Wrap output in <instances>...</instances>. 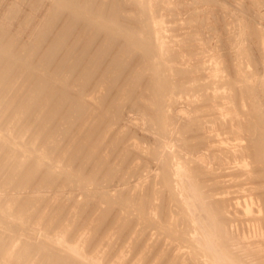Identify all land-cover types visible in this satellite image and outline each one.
I'll use <instances>...</instances> for the list:
<instances>
[{"label":"bare ground","instance_id":"1","mask_svg":"<svg viewBox=\"0 0 264 264\" xmlns=\"http://www.w3.org/2000/svg\"><path fill=\"white\" fill-rule=\"evenodd\" d=\"M1 1V0H0ZM39 1V0H37ZM43 1V0H42ZM40 1L41 3H45V0L42 2ZM48 1V0H46ZM58 1V0H56ZM55 1V2H56ZM72 1V0H71ZM74 1V0H73ZM82 1V0H81ZM79 0L77 1H74V3H78V2H81ZM97 2V0H92V2ZM109 1V0H108ZM112 1V0H110ZM115 2L113 3H116L117 1L119 0H114ZM123 0H120V2H122ZM157 1L159 0H134V6L135 8L137 9L136 12H134L135 10L131 11V10H126V12L128 13H124L122 12L125 11L124 9L121 10L118 9V5L116 4H111L110 6V9L108 8V3L105 2L103 3V0H98V3L100 6H102L101 4H106L105 7H107L109 9V12L111 10V14L109 13V16L108 18H110L111 20H106L107 18L106 15L104 17V10H107L105 8H103V12H102V9H101V12L99 11L100 8L98 9V7L100 6H97L96 8V3L93 4L91 3V1L89 0V2L91 3L89 6H91L92 4L95 6V10L96 12H100V16L103 17L102 19L99 18L100 16H98V19L97 16L95 14H97L95 12L92 13V16L91 15V12H88L87 9H85V7L87 8V3L86 5L84 4L85 7L82 8L83 6V2H82V6H77V7H72L71 10H74L73 14L71 13L70 14V8L71 6H74L72 4H74L73 2H68V0L66 1H62V0H59L58 2H55L53 1L52 3L54 4L53 6L51 5V1L49 2L51 5V11L49 10L48 12V15L50 16V18L48 19V16H47V19L45 18L44 21L42 20V23L41 25H39V30H37L38 32L37 33V36L39 37V40L38 41H35L34 43L33 42H30V41H24L22 42V39L20 41V39H18L17 41V38H14L12 36H14V34H12V36L9 38L8 36H4L6 33H4L3 27L0 26V28L2 29V34L3 37L0 39V72H2L4 74V77H3V80L1 81V84L4 85V84H7V83H16L17 84V89H16V92L15 94L11 97L10 101L7 102V103H4L2 104V100H3V97L1 96L0 94V193L3 194V191L5 193H7L6 191L10 188H12V185L15 188V195H17V190H18V193H20L21 191L19 190H22L21 188H23L24 186H28V187H25L26 189L27 188H30V186L32 184H35V182L38 181V183L40 182V185L41 183H44V185L48 184L47 186L49 187V184H55L56 182H61V175H65V179L64 181H69L71 180L73 183L76 182L80 185H85L86 184V187H84L85 189L87 188V186H91V185H87V182L89 180H91L94 184V180L96 181L97 179V176H96V179L93 178L92 176V179L89 178V175H86L84 173V169H86L84 167V165L88 162H92L93 160H98L97 162H101L100 165H103V158H101V151H102V154H103V150L104 148L102 149L103 146H105V139L107 137V134L108 132L111 130L110 128L113 126V125H116V123L118 122V127H119V122H120V112H121V100L123 99L124 96H128V97H125L128 98V99H131L133 98L132 96H134V93L136 94V91H138V87H141V85L144 83H142L141 81L144 79V78H147L146 82L147 84L145 83L146 85V88H144L140 93L137 92L138 94V97H137V100H135L136 102L139 103V108L140 106H145L146 108H148L147 110L149 111V117L150 119L148 120H151L150 122L152 123L151 125H156L155 127H160V132H162L161 130H163L162 133L164 134H169V132H171V126L175 125L174 123L171 125L172 121H171V117L172 115L170 116L171 113H173V111L171 113H169L167 110L171 107H169L167 110H166V105H168L174 101L176 104L178 101V97H179V94L181 95L182 93L184 94L186 92V94H189V91L191 90V87H190V90H189V87H188V84L190 83L189 78H191V81L193 80L195 82V79L193 77L190 76V77H184L186 75L189 76L190 73H192L191 70L189 69H183L182 65L177 68V67H174L173 65H171L169 62H168V59L169 57H171L172 55L175 56L176 58H178V55H180L181 52H176V53H171L172 52V45L170 46V41L167 39V37L164 35V28L163 27V23H164V14L166 15L167 12H165L166 10L160 8V5H159V2L157 3ZM161 1V0H160ZM164 3H167L165 2L164 0H162ZM168 1V0H167ZM173 1V0H172ZM193 1V0H191ZM202 1V0H201ZM204 1V0H203ZM250 1V0H248ZM252 1V0H251ZM256 1V0H255ZM255 1H252V2H255ZM261 1V0H260ZM36 2V1H35ZM84 2H87V0ZM100 2H102L100 4ZM119 2V3H120ZM124 2V1H123ZM127 2V0H126ZM125 2V3H126ZM132 2V1H131ZM131 2L130 3V6H131ZM178 2V0H177ZM196 2V1H194ZM39 3V2H38ZM40 3V4H41ZM118 3V2H117ZM172 3V2H170ZM204 3V2H203ZM251 4V2H249ZM258 3V2H257ZM256 3V4H257ZM263 3V2H262ZM16 4V3H15ZM37 4V3H36ZM39 4V5H40ZM48 4V3H47ZM79 4V3H78ZM76 4V5H78ZM109 4V5H110ZM169 4V2L167 3V5ZM176 4V3H175ZM178 4V3H177ZM194 4V3H193ZM198 4V3H197ZM197 4L195 3V5L197 6ZM6 5V4H5ZM75 5V6H76ZM125 5V4H124ZM166 5V4H165ZM165 5H162L161 7L165 6ZM171 5V4H170ZM169 5V6H170ZM209 5V4H208ZM207 5V6H208ZM211 5V4H210ZM42 6V5H40ZM39 6V7H40ZM70 6V7H69ZM92 6V7H94ZM126 6V5H125ZM133 6V5H132ZM133 6V7H134ZM172 6V5H171ZM214 6V5H212ZM260 6H263L260 4ZM17 7V6H16ZM104 7V6H103ZM123 7V6H122ZM129 7V6H128ZM133 7H131V9H133ZM167 7V6H166ZM165 7V8H166ZM180 7V6H179ZM194 7V6H193ZM217 7V6H216ZM219 7V6H218ZM217 7V9H218ZM249 7V6H248ZM258 7V6H257ZM10 8V7H9ZM15 8V7H14ZM53 8V9H52ZM77 8V9H76ZM125 8V7H124ZM164 8V7H163ZM169 8V7H168ZM196 8V7H195ZM17 9V8H16ZM32 9V8H31ZM37 9H38V6H37ZM67 12H66V10ZM94 9V8H93ZM130 9V7H129ZM167 9V8H166ZM172 9V8H171ZM174 9V8H173ZM172 9V10H173ZM176 9V8H175ZM174 9V10H175ZM203 9V8H201ZM208 9V8H206ZM242 9V8H241ZM249 9H252V7H250ZM6 10V9H5ZM14 11V9H12ZM19 10V9H18ZM17 10V12H18ZM65 10V11H64ZM94 10V11H95ZM121 12H120V11ZM4 11V10H3ZM10 11V10H8ZM168 11V10H167ZM171 11V10H169ZM168 11V12H169ZM182 11V10H181ZM202 11V10H200ZM199 11V12H200ZM211 11V10H210ZM209 11V12H210ZM217 11V10H216ZM219 11V10H218ZM7 12V11H6ZM16 12V14H17ZM69 12V15L71 18L70 20L72 21L71 23L72 24H69L68 27H66L68 24L67 22L65 21L66 23V26L61 30L59 28L58 32L60 34V36L58 35V37H56L55 39H52L53 41L51 42V40H48V37L49 35H51L50 31L52 30L51 28H54L56 26L57 23H59L60 19H63L62 16H66V13ZM98 12V14H99ZM129 12H132V13H129ZM198 12V11H197ZM204 12V11H203ZM15 13V11H14ZM14 13H11V15ZM26 13V12H25ZM121 13H124L126 16L128 17H125V18H128L131 19V23L133 22H136L135 24H137L138 22V25L136 26H133L132 24L131 25H127L126 24V21L123 22V24H121L119 21H121V17H122V20L125 19L122 15H120ZM174 13V12H173ZM206 13V12H205ZM222 13V12H221ZM254 13V12H253ZM15 14V15H16ZM29 14V13H28ZM37 14V13H36ZM107 14V13H106ZM184 14V13H183ZM198 14V13H197ZM204 14V13H203ZM247 14V13H246ZM257 14V13H256ZM12 15V16H13ZM26 15V14H25ZM180 15V13H179ZM190 15V14H189ZM192 15V14H191ZM214 15V14H213ZM31 17V15H28V17ZM38 16V15H37ZM121 16V17H120ZM174 16V15H172ZM176 16V15H175ZM197 16V15H196ZM219 16V15H218ZM253 16V15H252ZM6 17V16H5ZM9 17V16H8ZM16 17H18L16 15ZM26 17V16H25ZM34 17V16H33ZM68 17V15H67ZM120 17V20L118 21V18ZM168 17V16H167ZM189 17V16H188ZM205 17V16H204ZM27 18V17H26ZM40 18V17H39ZM69 18H66V20H68ZM83 18V19H82ZM85 18V22H88L90 23L91 22V27L94 25L96 28H89L90 25H88V27L84 26L85 29H84V32L86 33V35H88V38L89 39V44L87 43V40L86 43V47H81V48H85L86 49H89V48H92L94 50L95 48V45H93L97 40H95V38L97 37V34L99 35V33L102 31L101 34H104V31L106 33H108L106 35V40L108 41V45L106 47L103 48V50H100L99 52H97V56H93L94 57V60L91 61L90 64H88L87 66V62H89V60H86L87 62L84 63L82 62L83 60H85L86 58H82V54L84 53L85 54V51L83 49H80V48H77L79 49L80 51L82 50V53L81 55H79L80 53H78V50L74 51V45L72 46L73 48H69L67 50L64 49V51H66V54H67V57H66V60L62 59V57L64 56H61V59H58V61L56 62V59L61 55L59 54H56L57 51L59 50V48L61 47H66L67 45V38L68 36L74 32L73 30L76 28V27H73V25L75 24H79V23H85L83 20ZM90 18H93L91 20H89ZM95 18V19H94ZM178 18V17H177ZM176 18V19H177ZM194 18V17H193ZM192 18V20H193ZM207 18V17H206ZM205 18V19H206ZM243 18V17H242ZM248 18V17H247ZM262 18V17H261ZM10 19V18H9ZM19 19V18H18ZM21 19V18H20ZM42 19V18H41ZM82 19L83 22H80V20ZM180 19V18H179ZM183 19V18H182ZM190 19V17L188 18ZM195 19V18H194ZM198 19V18H197ZM195 19V20H197ZM6 20V19H5ZM191 20V21H192ZM11 21H12V18H11ZM38 21V20H37ZM166 21H167V18H166ZM188 21V20H187ZM198 21V20H197ZM7 22V21H6ZM10 22V21H9ZM13 22V21H12ZM29 22V20L27 21ZM32 22V20H31ZM39 22V21H38ZM64 23V25H65ZM93 23V24H92ZM190 23V22H189ZM188 23V24H189ZM192 23H196V22H193ZM254 23V22H253ZM257 23V22H256ZM8 24V23H7ZM28 24V23H27ZM61 24V23H60ZM130 24V23H129ZM197 24V23H196ZM195 24V25H196ZM243 24V23H242ZM252 24V23H251ZM17 25V23H16ZM24 25V24H23ZM30 25V24H29ZM32 25V24H31ZM63 25V26H64ZM82 25V24H81ZM85 25V24H84ZM166 25V24H165ZM239 25V24H238ZM248 25V24H247ZM246 25V27H247ZM14 26V25H13ZM22 26V25H20ZM28 26V25H27ZM76 26V25H75ZM78 26V25H77ZM83 26V25H82ZM81 26V28H83ZM180 27V25H178ZM186 26H187V23H186ZM243 26V25H242ZM10 27V26H9ZM12 27V25H11ZM24 27V26H23ZM31 27V26H30ZM203 27V26H202ZM244 27V26H243ZM14 28V27H13ZM32 28V27H31ZM97 28H100V29H97ZM176 29V27H174ZM257 28V26H256ZM9 29V28H8ZM24 30V28H22ZM73 29V30H72ZM167 29V28H166ZM170 29V28H169ZM167 29V30H169ZM185 29V28H184ZM243 29V28H242ZM250 27L248 29V31H250ZM254 29V28H253ZM13 30V29H12ZM16 30V29H15ZM104 30V31H103ZM187 30V29H186ZM252 30V29H251ZM1 31V30H0ZM11 31V30H10ZM19 31V30H18ZM54 31V30H53ZM52 31V32H53ZM97 31H100V32H97ZM170 31V30H169ZM177 31V30H175ZM243 31H246V30H243ZM6 32V30H5ZM13 32V31H12ZM26 32V30H25ZM83 32V31H82ZM167 33V31H165ZM192 32V31H191ZM194 32V31H193ZM255 31L252 30L250 31V36L252 37H256V36H259V38L257 37V40H259L260 44L258 47V50L260 51V54H259V51H258V54L261 56V58L263 59V64H264V31ZM260 32H263V33H260ZM7 33H8V30H7ZM170 33V32H168ZM63 34V35H62ZM193 34V33H191ZM189 34L188 36H191L192 35ZM194 34H198V32L194 33ZM247 34V36H248ZM252 34V35H251ZM7 35V34H6ZM36 35V34H35ZM75 35V34H74ZM83 35V34H82ZM176 35V34H175ZM187 35V34H186ZM199 35V34H198ZM240 35V34H239ZM245 34H241L240 37L244 36ZM34 36V35H33ZM81 35L78 34V37H80ZM235 36V35H234ZM7 37V38H5ZM47 37V38H46ZM51 37V36H50ZM74 37V36H73ZM76 37V39L78 38ZM82 37L86 38L85 35H83ZM168 37H172L171 35H168ZM177 36H175L174 38H176ZM190 37V38H191ZM198 38V36H196ZM200 37V35H199ZM240 37L237 41H235L233 38H231V42H234V43H231L232 44V47H234V49H236V52L237 53V58H235L234 60V64L236 67L239 68L238 72H236V70L234 69V67H232L234 69V74L232 73L233 72V69L231 67H229L230 65H227L229 68L232 69V72L231 73H226L228 74L229 76H221V74H219L220 70L222 68H224L222 66V63L219 59V57H215V56H212V62L213 64L215 63V65H211L213 66L210 67L211 69V73L209 74V78H211L210 82H212L211 84L213 85L214 84H223L225 85L226 87H228L227 89H229L230 87V92L229 94L225 95V94H215L211 96L208 94L206 95V97H203L207 100H212V99H218V98H226L227 100L229 101H232L231 105H227L228 107L223 109L221 108L222 110H224L223 113L222 110L220 109L221 106H219L218 108L221 110L220 112V115H224L225 114V117H226V113H227V116L228 114L231 116L230 119V127L228 129V132L226 133H229L230 135L237 137L238 139H236L235 141H239V138L243 139V141H247L246 144L247 145H243L241 144L240 142H238L237 144H232V145H228V146H223L222 145L219 147L222 152H223V155L220 156L219 160H221L220 162H223L225 161L226 162V159L229 158L230 160H233L231 158H234L237 159H242L243 161V158L247 157V159L249 158L250 162H247L248 164L251 163V154L258 157L255 158L253 156V163L255 164V161H257V163L259 162L260 163V160L259 158L263 161L262 164H264V116L262 115V111H260L261 109L258 108L257 106V102L258 101L257 99L260 97L258 96H261L264 94V79L262 80V78L260 77V79H256L254 78V73L252 72H248L245 70V66L247 67V65H244L246 63H249L250 61L252 62V59H251V56H249L248 52L246 51V49H243V46L241 45L243 43H240ZM20 38V37H19ZM70 38H72V36H70ZM75 38V37H74ZM99 38V37H97ZM96 38V39H97ZM173 38V37H172ZM189 38V37H188ZM230 38V37H229ZM249 38V37H247ZM41 39V40H40ZM51 39V38H50ZM69 39V38H68ZM184 39V37L182 38ZM181 39L180 42H182L183 40ZM187 39V38H186ZM184 39V40H186ZM195 40V38H193ZM199 39V38H198ZM197 39V40H198ZM242 39V38H241ZM50 41L51 43L48 45V41ZM172 40V39H171ZM175 40V39H174ZM200 41H202L201 39H199ZM252 40V39H250ZM256 40V41H257ZM20 41V42H19ZM47 41V43L45 42ZM72 41V39L70 40ZM79 41V40H77ZM81 41L83 42V39L81 38ZM80 41V42H81ZM106 41V42H107ZM178 41V40H177ZM188 41H192V40H188ZM227 41V40H226ZM247 41V39H246ZM255 41V42H256ZM21 44L20 45V49L18 48V44L19 43ZM74 42V41H72ZM81 42V43H82ZM104 43L103 46H105V44L107 43ZM186 42V41H185ZM183 41L182 44L185 43ZM195 42V41H194ZM197 42V41H196ZM203 42V41H202ZM250 42V41H249ZM45 43V44H44ZM70 43V42H69ZM76 43V42H75ZM116 45H115V44ZM173 42H171L172 44ZM175 43V41H174ZM192 43V42H190ZM252 43V42H251ZM47 44V45H46ZM79 44V43H78ZM77 43L75 44L78 45ZM83 44V43H82ZM91 44L93 47H91ZM113 44V47L110 48V45ZM187 44V43H186ZM186 44L183 45V47L186 46ZM198 44V43H197ZM203 44V43H202ZM258 44V42H257ZM256 44V45H257ZM45 45V46H44ZM72 45V44H71ZM70 45V46H71ZM80 45V44H79ZM78 45V46H79ZM98 46V44H96ZM115 45V46H114ZM175 45H178L177 42L175 43ZM191 45V44H190ZM189 45V46H190ZM194 46V44H192ZM253 46V44H251ZM44 46V47H43ZM85 46V44H84ZM100 47L102 46L99 45ZM99 46L97 48H99ZM102 46V47H103ZM181 46V43L180 45ZM188 46V44H187ZM192 46V47H193ZM69 47V45L67 46ZM101 47V49H102ZM174 47V46H173ZM178 47V46H177ZM182 47V46H181ZM181 47L177 48V49H182ZM191 47V46H190ZM189 47V48H190ZM199 47V46H197ZM228 47V46H227ZM256 47V48H257ZM113 48H118V51H117V54L114 55L113 57H111L112 55H110L111 57V60L110 58H107L109 56V53H114V51H112ZM188 48V47H187ZM187 48H186V52H187ZM188 48V49H189ZM202 49H205L201 46ZM199 48V49H201ZM253 48V47H252ZM43 50V54H41L40 50L42 51ZM96 49V48H95ZM100 49V48H99ZM174 49V48H173ZM191 49V48H190ZM198 49V48H197ZM209 49V48H208ZM62 50V49H61ZM91 50V52L93 51ZM98 50V49H97ZM60 51V50H59ZM77 52L76 54L78 55L77 57H75V53L74 52ZM79 51V52H80ZM88 51V50H87ZM112 51V52H111ZM183 51V50H182ZM189 51V50H188ZM40 52V54H39ZM62 52V51H60ZM68 52V53H67ZM96 52V51H94ZM184 52V51H183ZM234 52V51H233ZM254 52V51H252ZM72 53V54H71ZM74 53V57H72ZM89 53V51H88ZM167 53H170L169 56L167 57ZM185 53V52H184ZM188 53V52H187ZM190 53V52H189ZM189 53L188 55H185V56H189ZM200 53L199 51H197L196 54ZM203 53V52H202ZM256 52H254V55H255ZM39 54V55H38ZM65 54V55H66ZM93 55V52L91 53ZM178 54V55H177ZM192 54V53H191ZM190 54V55H191ZM195 54V53H193ZM192 54V55H193ZM251 54V52H250ZM253 54V53H252ZM86 55V54H85ZM83 55V56H85ZM91 55V57H92ZM183 55V54H182ZM191 55V56H192ZM203 55V54H202ZM204 55H205V52H204ZM207 55V54H206ZM257 55V54H256ZM87 56V55H86ZM89 56V55H88ZM107 56V57H106ZM136 56L135 60L137 62V58H139V62H140V67L136 68V69H133L132 71L131 70V67L136 64L138 65L139 63L135 62V60H132L135 62H133V65L130 67L129 64L131 63L130 62V58L131 57H134ZM172 56V57H173ZM184 56V55H183ZM197 56V55H195ZM209 56V55H208ZM206 56V57H208ZM92 57V58H93ZM181 57V56H179ZM236 57V56H234ZM60 58V57H59ZM65 58V56L63 57ZM90 58V56H89ZM107 58V59H106ZM174 58V57H173ZM183 58V57H181ZM179 58V59H181ZM198 58V57H197ZM200 58V57H199ZM222 58V57H221ZM91 59V58H90ZM104 59L110 61L107 62L109 65V67L107 68V71H119L117 74L116 72L112 73V75L109 77L107 75H105L104 77L107 76V79L109 81V89L111 88V91L113 87L117 88L116 87V84L118 85L119 82H117L120 78V73L123 71V73H126V70H127V67H128V70L127 71H130L128 74H130L129 76L128 75H125V78L127 76V80L128 82L126 83V85H132V86H129L130 89L126 88L125 86V83L126 80L123 82L124 84H122L123 86H125V88H121L119 89L118 87V92H117V96L116 97H112L113 100H110V92H109V101H108V98L106 97V93L104 94V96H100V95H97L95 96L94 94L92 96H95V97H91L90 95L93 93H91L93 87H91L92 85H96L97 84V81L99 79L100 81V78L97 79L96 75H95V71H99L97 70L98 67L100 66L102 68V65H104L106 62V60L104 61ZM171 59V58H170ZM176 60L175 58L173 60H175L176 62L177 61H180V60ZM185 59V58H184ZM188 58H186L187 60ZM192 59L194 60V58L192 57ZM201 59V58H200ZM64 60V61H63ZM172 59L170 61H173ZM202 60V59H201ZM204 60V59H203ZM185 61V60H184ZM195 61V60H194ZM198 61V60H196ZM200 61V60H199ZM231 61V60H230ZM260 61V59H259ZM103 62V64H101ZM210 62V61H209ZM254 62V61H253ZM257 62V61H256ZM255 62V63H256ZM17 63V64H16ZM84 63V64H83ZM173 63V62H171ZM181 63H184V62H181ZM187 63V62H186ZM191 63V62H190ZM55 64V65H54ZM85 65L86 67H83L84 69H82L81 65ZM132 64V63H131ZM189 64V62H188ZM192 64V63H191ZM212 64V63H211ZM254 64V63H253ZM250 63V65H253ZM16 65V66H15ZM80 65V66H79ZM99 65V66H98ZM176 65V64H175ZM180 65V63H179ZM202 68H206L204 67L203 65V62H202ZM206 65V64H205ZM209 65V64H208ZM225 65V64H224ZM257 65V64H255ZM81 68H79V67ZM98 66V67H97ZM184 66V65H183ZM186 66V65H185ZM190 66V69L192 68L191 65L189 64ZM188 66V67H189ZM200 66V65H199ZM226 66V67H227ZM254 66V65H253ZM97 67V69H96ZM129 67H130V70H129ZM134 67V66H133ZM187 67V68H188ZM209 66H207V69H208ZM225 67V68H226ZM227 67V68H228ZM250 67V66H249ZM255 67V66H254ZM258 67V66H257ZM20 68H23L22 71H21V81H18L19 80V77H18V72H19V69ZM77 68H79L80 70H78ZM112 68V69H111ZM198 68V67H197ZM201 68V69H202ZM224 68V69H225ZM226 68V69H227ZM262 68V67H261ZM264 68V67H263ZM82 69V70H81ZM199 69V68H198ZM197 69V70H198ZM200 69V70H201ZM75 70H78L80 71L79 75H77L76 73L78 72H75ZM193 70V68H192ZM101 71V70H100ZM125 71V72H124ZM199 71V70H198ZM204 71V70H203ZM209 71V70H208ZM258 71V70H257ZM260 71V70H259ZM258 71V72H259ZM75 72V73H74ZM108 72V73H109ZM194 72V70H193ZM196 72V71H195ZM202 72V71H201ZM223 72V71H222ZM235 72H236V75H235ZM98 73V72H96ZM104 74H106L107 72L104 70V72H102ZM100 73V74H102ZM107 73V74H108ZM111 73V72H110ZM176 73V77L177 74H180V76L184 75L182 78H180V80L178 79H175V76L173 78V75H175ZM225 73V72H223ZM262 73V72H261ZM79 76V78H77V82H73L75 81L73 78H75L74 76ZM116 74V75H115ZM127 74V73H126ZM201 74V73H199ZM230 74H232V76H230ZM109 75V74H108ZM120 75V76H119ZM124 75V74H123ZM122 75V76H123ZM147 75V76H146ZM191 75V74H190ZM99 76V74L97 75ZM103 76V75H102ZM100 76V77H102ZM179 76V77H180ZM199 76V75H198ZM260 76V74H259ZM202 77V76H201ZM208 77V74L207 76ZM205 77V78H206ZM103 78V77H102ZM123 78V79H125ZM185 78V79H184ZM97 79V80H96ZM104 79V78H103ZM105 78V80H107ZM121 79V78H120ZM198 79V77H197ZM201 79V78H200ZM208 79V78H207ZM94 80H96V83L93 84ZM204 81V79H201V81ZM102 81V80H101ZM104 81V80H103ZM120 81V80H119ZM145 81V80H144ZM181 82L182 85L178 84L179 86H175L176 85V82ZM186 81H189L186 82ZM200 81V80H199ZM208 81V80H207ZM258 81V83L262 84L261 88L263 89V93L261 95H258L260 93H256L257 96V99H255V94L254 92H257L254 90L253 88V83ZM120 82V83H121ZM99 83V82H98ZM142 83V84H141ZM188 83V84H186ZM193 83V82H191ZM256 83V84H258ZM208 84H210L208 82ZM206 84V85H208ZM259 84V85H260ZM100 84H98V87H99ZM106 86V84H103ZM121 85V84H120ZM193 85V84H192ZM202 85V84H201ZM223 85H221L222 87H219L220 89L223 88ZM97 86V85H96ZM122 86V87H123ZM148 86V87H147ZM195 86V85H194ZM203 86V85H202ZM217 86V85H216ZM224 86V87H225ZM255 86V84H254ZM91 87V88H90ZM104 87V86H103ZM107 87V86H106ZM196 87V86H195ZM193 87V89L195 88ZM199 87H201L199 85ZM209 87V86H207ZM212 86H210L211 88ZM215 87V85L213 86ZM257 87V86H256ZM101 88V87H100ZM88 94L87 93V91ZM96 89V87H95ZM103 89V88H102ZM107 89V88H106ZM206 89V88H205ZM216 89V88H215ZM219 89V90H220ZM226 89V88H225ZM224 89V90H225ZM226 89V90H227ZM258 89V88H257ZM262 89H259L260 91ZM94 90V89H93ZM97 90V89H96ZM197 90V89H196ZM195 90V91H196ZM210 90V89H209ZM223 90V91H224ZM232 90L234 91V93H232ZM1 91V90H0ZM98 91V90H97ZM101 91V90H100ZM105 91V90H104ZM194 91V92H195ZM199 91V90H197ZM204 91V90H203ZM211 91L214 92V90L211 89ZM222 91V92H223ZM238 91V93H236ZM259 91V92H260ZM103 92V91H102ZM102 92H100L102 94ZM188 92V93H187ZM202 91L200 90V93ZM226 92V91H225ZM94 93H95V90H94ZM197 93V92H196ZM203 93V92H202ZM218 93V92H217ZM232 93V94H231ZM115 94V93H114ZM206 94V93H204ZM213 94V93H212ZM236 97H239L241 96L240 100H234V99H238V98H232L235 97L234 95H236ZM239 94V95H238ZM241 94V95H240ZM86 95L90 96L91 100L87 99L86 98ZM135 95V96H137ZM173 95L174 96H177V98H173ZM193 95V97L189 96V95H185L186 97L189 96L190 98H194V93L191 94ZM87 96V97H88ZM115 96V95H114ZM184 96V97H185ZM203 96V95H202ZM264 96V95H263ZM119 97V98H118ZM131 97V98H130ZM188 97V98H189ZM262 97V96H261ZM182 97H179V99L181 100ZM189 98V99H190ZM203 98H200L202 100H205ZM127 99V100H128ZM134 99V98H133ZM175 99H177V101H175ZM187 99V98H185ZM127 100H124L125 104H126V101ZM192 100V99H191ZM226 100V101H227ZM263 100V99H262ZM260 99V101H262ZM190 101V100H189ZM193 102H195L194 100H192ZM204 102L205 104H207V102ZM218 101H221V100H218ZM173 102V103H174ZM188 102V101H187ZM209 102V101H208ZM212 102V101H211ZM222 102V101H221ZM263 102V101H262ZM190 103V102H189ZM197 103V102H196ZM195 103V104H196ZM210 103V102H209ZM219 103V102H218ZM230 103V102H229ZM259 103V102H258ZM131 104V103H130ZM137 105V103L134 102V105ZM192 104V103H191ZM203 104V102L201 103V105ZM213 104V103H212ZM133 105V104H132ZM168 105V106H170ZM213 105H217V104H213ZM221 105V104H220ZM259 105V104H258ZM264 105V104H263ZM212 106V105H211ZM218 106V105H217ZM260 106V105H259ZM125 107V105H124ZM127 107V105H126ZM136 107V106H135ZM176 106H174L173 108H175ZM194 107V106H193ZM195 107H198V106H195ZM200 110H203L202 108H205L202 106H200ZM208 107V106H207ZM223 107H226L225 105ZM247 107V109H246ZM264 107L262 106L261 104V108ZM134 108V107H133ZM143 108V107H142ZM140 108V110L142 109ZM177 109V108H176ZM199 109V107H198ZM198 109H196V111L198 112ZM207 109V108H206ZM205 109V110H206ZM210 109V108H208ZM217 109V108H216ZM241 109H245L246 111L248 110L249 113H243L245 111L242 110V114L243 116H247L248 114L251 115V118H247L246 120H244L243 118H241L238 114H241V113H238L240 112L239 110ZM264 109V108H263ZM134 110V109H133ZM144 110V109H142ZM175 111V109H173ZM212 110V108H211ZM215 110V108L213 109ZM212 110V111H213ZM136 111V110H135ZM139 111V110H138ZM145 111V110H144ZM210 111V110H209ZM125 112V111H124ZM134 112V111H133ZM208 112V110L206 111ZM215 112V111H213ZM212 112V113H213ZM217 112H219V110H217ZM129 113V112H128ZM143 113V112H142ZM146 113V111L144 112ZM143 113V114H144ZM202 114L205 113V112H201ZM138 114V113H137ZM174 114V113H173ZM219 114V113H218ZM241 114V115H242ZM108 115L111 117V119L109 120L106 119L108 117ZM148 115V113H147ZM198 115V113H197ZM208 115V114H207ZM113 116V117H112ZM204 115H202L203 117ZM216 116V114H215ZM219 117V115H217ZM221 116L219 118H221ZM50 117V120H48ZM72 117L74 118V121H77L78 120L80 123H76L78 125H80V128L78 130V127H76V129L78 130V135L75 137V136H72L69 137L68 133L70 134L71 131H69V129L71 128L72 125H74V123H71V124H68L70 121H72ZM142 117V116H141ZM201 118V116H200ZM215 119V117H213ZM122 119V117H121ZM128 119V118H127ZM130 119V118H129ZM133 119V118H132ZM138 120V119H137ZM193 120H196L193 119ZM193 120L191 121L190 120V123L193 122ZM202 120V119H201ZM208 120V119H207ZM212 119H210L211 121ZM216 120V119H215ZM218 120V119H217ZM122 121V120H121ZM133 121V120H132ZM198 120H196L195 122H197ZM203 121V120H202ZM222 121V120H221ZM225 121V120H224ZM227 120L225 122H220L217 124L222 126V127H226L228 124L226 123ZM113 122V123H112ZM128 122V121H126ZM194 122V123H195ZM213 122V120H212ZM242 122H246V123H242ZM66 123L69 125L68 128H65V130L67 131V133H62L60 130L62 129L61 127L65 126ZM193 125H185L188 127V129L186 130L184 128V126L182 128H184L181 132V134L183 135L185 132H191V128H193L197 123H195ZM201 123V122H200ZM203 125L205 123L202 122ZM208 123V122H207ZM189 124V122L187 123ZM210 124V123H209ZM214 124V123H213ZM41 125V126H40ZM71 125V126H70ZM136 125V124H135ZM200 125V124H198ZM216 125V124H215ZM214 125V126H215ZM217 125V126H218ZM51 126H55L54 128L51 127ZM117 126V125H116ZM192 126V127H191ZM205 126V125H204ZM229 126V125H228ZM51 127V129H49ZM67 127V126H66ZM110 127V128H109ZM123 128V126H121ZM128 127V126H126ZM176 127V126H175ZM174 127V128H175ZM200 129L201 127L198 126ZM109 128V129H108ZM125 128V127H124ZM178 128V126H177ZM219 128V126H218ZM64 129V128H63ZM62 129V130H63ZM73 129V127H72ZM70 129V130H72ZM120 129V128H119ZM159 129V128H158ZM176 129V128H175ZM175 129H174V132H175ZM203 129V127H202ZM208 129V128H207ZM206 129V130H207ZM215 129V128H214ZM212 129V130H214ZM223 129V128H222ZM130 130V128H129ZM173 130V129H172ZM184 130H186L184 132ZM195 130V129H194ZM211 130V129H210ZM218 130V129H216ZM215 130V131H216ZM256 132H255V131ZM61 133H60V132ZM69 131V132H68ZM73 131H76L73 129ZM168 131V132H167ZM178 131L180 132V129H178ZM225 131V130H224ZM53 132V133H52ZM65 132V131H64ZM128 132V131H127ZM211 132V131H210ZM214 132V131H213ZM219 132V131H217ZM223 132V131H222ZM252 132H255V135L258 134L257 132H259L260 134H258L259 136H253L251 133ZM107 133V134H106ZM125 133V132H124ZM205 133V132H204ZM221 134V132H219ZM218 133V134H219ZM225 132H223L221 135V137L225 138L224 134ZM33 134V135H32ZM63 134H67L68 135V138H71L69 139V143L66 142V145L69 144L67 146V150L64 151V152H61V154L58 156L56 155L57 153L59 154V152H57L60 148H62V146L60 145L59 147V144L60 143H63L66 139L67 136H65V139L63 138ZM72 134H75V133H72ZM213 134V133H212ZM216 134V133H215ZM251 134V135H250ZM106 135V136H105ZM117 135V134H116ZM126 135V133H125ZM179 134V136H182ZM202 135V134H201ZM211 135V134H210ZM217 135V134H216ZM246 135V136H245ZM250 135V137H248ZM60 136H63L62 137V140L63 142H58V140L60 138H58ZM113 136V135H112ZM124 136V135H123ZM177 136V135H176ZM184 136V135H183ZM204 136V135H203ZM227 136V135H226ZM230 136V137H232ZM256 137L255 139L253 137ZM26 137H29V142L26 141ZM74 137V138H73ZM110 137V136H109ZM125 137V136H124ZM127 137V136H126ZM125 137V138H126ZM172 137V136H171ZM187 137V136H186ZM213 137H214V134H213ZM228 137V136H227ZM228 138L226 139L230 141L233 139L231 138ZM243 137V138H242ZM247 137V138H246ZM259 137H261V139H258ZM115 138V137H114ZM117 138V136H116ZM123 138V137H122ZM170 138V137H169ZM183 138V137H182ZM181 138V139H182ZM188 138V137H187ZM220 138V136L218 137V139ZM111 139V138H110ZM168 139V138H167ZM207 139V138H205ZM204 139V140H205ZM41 140H42V143H41ZM61 140V139H60ZM59 140V141H60ZM107 140V139H106ZM113 140V139H112ZM120 140V146H121V142H122V146H123V140L121 141V139L119 138ZM119 140H117L119 142ZM166 140V139H165ZM170 140V139H169ZM183 140V139H182ZM185 140V139H184ZM201 140V139H200ZM212 140V139H211ZM220 140V139H219ZM225 140V139H224ZM108 141V140H107ZM114 141V140H113ZM188 140H185L184 142H187ZM202 141V140H201ZM200 141V142H201ZM206 141V140H205ZM210 141V140H209ZM223 141V140H222ZM220 141V142H222ZM225 141V142H226ZM234 141V142H235ZM241 141V140H240ZM169 142H172V141H169ZM190 142V141H189ZM215 142V141H214ZM219 142V143H220ZM59 143V144H58ZM65 143V142H64ZM107 143V142H106ZM112 143V142H111ZM115 143V142H114ZM127 144V142H125ZM124 143V144H125ZM162 143V142H160ZM164 143V142H163ZM206 143V142H204ZM228 143V142H227ZM225 143V144H227ZM243 143V142H242ZM174 144V143H173ZM188 144V143H187ZM201 144V143H200ZM209 144V143H208ZM216 144L217 143V139H216ZM116 145V144H115ZM118 145V146H119ZM163 145V144H162ZM190 146V144H188ZM192 145V144H191ZM195 145V144H194ZM206 145V144H204ZM219 145V144H218ZM108 146V145H107ZM110 146V145H109ZM113 146V145H112ZM119 146V147H120ZM125 146V145H124ZM129 146V145H128ZM132 146V145H130ZM129 146V147H130ZM165 147H169L168 144H164ZM163 146V147H164ZM172 146V145H170ZM114 147V146H113ZM112 147V148H113ZM137 147H140L139 145H137ZM164 147V148H165ZM192 147V146H191ZM210 147V146H209ZM64 148H66L64 146ZM111 148V149H112ZM131 148V147H130ZM135 148V147H134ZM157 148V147H156ZM160 148V147H159ZM157 149V150H160V149ZM162 148V149H164ZM174 148V147H173ZM71 149H74V153ZM106 149V148H105ZM116 151L117 149L119 150V148L116 147L114 148ZM127 149L126 148V153H127ZM146 150V148H143ZM188 149V148H187ZM71 150V153H70V157L71 158H74L73 159V162L70 160L71 158L68 157L69 156V152ZM101 150V151H100ZM124 150V148H123ZM135 150V149H134ZM140 150V149H139ZM156 150V151H157ZM195 150V149H194ZM220 150V152H221ZM115 151V152H116ZM144 151V150H143ZM170 151V150H169ZM186 151V150H185ZM191 151V150H190ZM130 152V150H129ZM128 152V153H129ZM161 153V155L164 157L162 158L161 162L164 161L163 159H165L164 163H162V167H163V173L165 176L164 178H162L161 174L159 175L160 178H162V188L165 190V188L167 190L163 191V192H166V191H169L168 194H170V198L174 204V206L177 208V214H178V218H177V215H176V222H171L169 220V218H167L166 216V221L165 222H158L156 221L153 217L150 216V213H148L147 209L148 208H152L151 210H155V209H158V208H162L161 210H163L164 206L162 204L161 205H156L155 202L154 204L152 205L153 203V199H155L154 197H151L150 200L149 198L147 199V197H143L141 198L140 200H138V203H137V206L139 205L141 208H142V211H140V214L142 215L141 217L143 218L142 220H144L145 224L148 223L149 226L150 224L155 228H157V230L159 231V229H161L160 231H164L167 233V236L168 234H170L168 237L171 236V238L175 237L176 238V242L175 243H178V239L180 240V243L178 245L182 247V245H186L185 249H188V251L185 253V260L188 259V262H191V264H252V262H250L251 260H249L252 256H254L256 259H263L264 260V249H262L259 245H264V240H260V241H254V244L253 243H249V244H246L244 243L243 239L241 238H238L241 242H238L237 246L240 247V248H236L234 249L233 248V245L234 243H232L233 241H235V238L236 235L234 234V232H231L230 231V228L227 226V222L228 220H226L225 218H227L225 215L226 211H227V208L225 209L226 211H221V208L223 209L224 207L221 206V208H217L219 205H215L216 203V200L217 199H214L212 200V202H215V203H210V197H207V192H205V182L204 184H202V181L201 179H204L205 176H202L204 175L205 173L207 172H204V166H201L200 170H203V172H200L199 171V168L197 167L199 165H204V163H206L205 161L206 160H201V159H206V156H198V158H201L200 160L202 162V164H196V165H193L191 166L192 164L190 162H188V160L190 158L187 159V161H185L186 159H182L184 158V154L181 158L178 157L180 154L181 151H177L179 152L177 156L173 155L172 154V151L171 152H167V150L165 149V151H162L164 154H162L161 151H159ZM176 152V151H175ZM216 151H214L215 153ZM55 153V155H54ZM117 153V152H116ZM127 153V154H128ZM139 153V151H138ZM143 153V152H142ZM152 153V152H151ZM154 153V151H153ZM157 152H155L153 155L155 157H157L156 154ZM160 153H158V156L160 155ZM174 153V151H173ZM184 153V151H183ZM115 154V153H114ZM130 154H132V152H130ZM137 154V153H136ZM175 154V153H174ZM68 155V156H67ZM120 155V154H119ZM123 155V153H122ZM152 155V154H151ZM217 155V154H216ZM118 156V155H117ZM132 156V155H130ZM139 156V155H138ZM142 156V155H141ZM145 156V155H144ZM192 156H193V153H192ZM197 156V155H196ZM210 156V155H209ZM69 159L70 163H66V160L65 159ZM103 157V155H102ZM114 157V156H113ZM125 157V155H124ZM128 157V156H127ZM153 157V156H152ZM151 157V159H152ZM160 157V156H159ZM176 157V158H175ZM178 157V159H177ZM214 157V156H213ZM105 158V156H104ZM107 158V157H106ZM105 158V159H106ZM116 158V157H115ZM121 158V157H120ZM126 158V157H125ZM132 158V157H131ZM158 158V157H157ZM180 158V159H179ZM208 158V157H207ZM212 158V156H211ZM211 158H209V160H211ZM78 159H83L82 160V163L79 161L78 163H81L83 165V167L81 166L80 168L76 167V161H78ZM124 159V158H123ZM156 159V158H155ZM177 159V160H175ZM215 159V157H214ZM65 160V162H64ZM76 160V161H75ZM113 161L117 160V159H112ZM127 160V159H126ZM129 160V159H128ZM127 160V161H128ZM131 160V159H130ZM150 160V159H149ZM168 160V161H167ZM193 160V159H192ZM197 163H199V159L196 158ZM213 160V159H212ZM245 160V159H244ZM235 161V162H236ZM239 161V160H238ZM261 161V162H262ZM73 164H72V163ZM107 162V161H106ZM194 162V161H193ZM229 162V161H228ZM96 163V162H95ZM196 163V162H195ZM243 163V162H242ZM252 163V164H253ZM258 163V164H259ZM70 164V165H69ZM93 164V163H91ZM105 164L107 163H104V168H105ZM128 164V163H126ZM211 164V162H210ZM231 164V163H230ZM261 163L259 165H262ZM111 165V164H110ZM129 165V164H128ZM206 165V164H205ZM234 165V164H232ZM231 165V166H232ZM237 165V164H236ZM239 165V164H238ZM243 165V164H242ZM251 165V164H250ZM80 166V165H79ZM87 167V165H85ZM89 166V165H88ZM112 166V165H111ZM130 166V165H129ZM213 166V165H212ZM223 166V165H222ZM229 166V165H228ZM227 166V167H228ZM235 166V165H234ZM264 166V165H262ZM76 167V168H75ZM90 167V166H89ZM101 167V166H100ZM118 167V166H117ZM126 167V166H125ZM203 167V169H202ZM242 167V166H241ZM249 167V166H248ZM78 168V169H77ZM111 168V167H110ZM109 168V169H110ZM116 168V167H115ZM139 168V166H138ZM137 168V169H138ZM211 168V166H210ZM236 169V167H234ZM135 169V168H134ZM227 169V168H226ZM83 170V171H82ZM99 170V169H98ZM101 170V169H100ZM108 170V169H107ZM129 170V169H128ZM218 170V169H217ZM232 170V169H231ZM97 171V170H96ZM109 171V170H108ZM114 171V170H112ZM111 171V173H112ZM116 171V170H115ZM133 171V170H132ZM131 171V172H132ZM138 171V170H137ZM161 171H162V168H161ZM211 171V170H210ZM236 171V170H234ZM255 171V172H254ZM86 172V171H85ZM100 172V171H99ZM128 172V171H126ZM103 173V172H102ZM105 173V172H104ZM108 173V172H107ZM125 173V172H124ZM123 173V174H124ZM130 173V172H129ZM133 173V172H132ZM131 173V174H132ZM237 173L241 174V175H244L247 176V180L248 182L251 181L253 182L254 181V184L255 182V179H258V183L256 182V185L258 184L259 188H258V192L255 194L254 192L257 190V187H251L249 188V190L251 191V193H253L254 196L257 197V200H261V203L262 204H259V212L260 213H263L262 215H258V216H253L254 218L251 217L252 220L250 221H254V222H257V225L261 228H264V167H258V168H250V170H247L245 168H242L237 171ZM90 174V173H88ZM127 174V173H126ZM212 174V173H211ZM60 175V177H59ZM104 175V174H103ZM106 175V174H105ZM208 175V174H207ZM213 175V174H212ZM215 175V174H214ZM54 176H56L54 178ZM67 176V177H66ZM99 176V175H98ZM110 176H112L110 174ZM202 176V178H201ZM40 177V179H39ZM58 177L60 179H58ZM64 177V176H63ZM107 177V176H106ZM105 177V178H106ZM109 177V176H108ZM114 177V176H112ZM112 177H111V180H112ZM126 177V176H124ZM204 177V178H203ZM207 177V176H206ZM215 177V176H214ZM235 177V175H234ZM240 177V176H238ZM156 178V177H155ZM158 178V177H157ZM246 178V177H245ZM56 179H58L56 181ZM100 179H101V174H100ZM100 179H97V180H100ZM109 179V178H107ZM237 179V178H236ZM144 180V179H143ZM161 180V179H160ZM240 180V179H239ZM243 180V178H242ZM64 181H62L64 183ZM109 181V180H108ZM107 181V182H108ZM146 181V180H144ZM205 181V180H204ZM244 181V180H243ZM59 182L57 184H59ZM61 182V183H62ZM38 183L36 184V188H38ZM68 183H71V182H68ZM97 183V182H96ZM96 183H95V187H96ZM137 184L139 183L136 182ZM225 183V182H224ZM245 183V182H244ZM89 184H91V182H89ZM111 184V183H110ZM108 184V185H110ZM229 184V183H228ZM38 185V186H37ZM45 185V187L47 189H49L47 186ZM54 188L52 189H55L57 187L53 186ZM61 185V184H60ZM70 185H75V184H67L66 186L70 187ZM77 185V184H76ZM83 185V186H84ZM107 185V186H108ZM154 185V184H153ZM159 185V184H158ZM43 186V185H42ZM41 186V187H42ZM59 186V185H57ZM79 186V185H78ZM102 186V184H101ZM147 186V185H146ZM146 186H144V188H147ZM219 186V185H218ZM32 187L34 188L35 186L32 185ZM72 187V186H71ZM82 187V186H81ZM134 187V186H133ZM132 187V189H134ZM137 187V186H136ZM155 187V186H154ZM160 187V186H159ZM210 188H212L211 186H209ZM208 187V189H209ZM224 187V186H223ZM24 188V189H25ZM45 188V189H46ZM74 188V187H73ZM76 188V187H75ZM94 188V187H93ZM100 188V187H99ZM101 188H104V187H101ZM140 188V187H139ZM256 188V190H255ZM14 189V188H12ZM23 189V190H24ZM39 189V188H38ZM40 189H43L40 188ZM64 189V188H63ZM62 189V190H63ZM96 188H94V191H95ZM130 189V188H129ZM162 189V190H163ZM222 189V188H221ZM30 190V189H29ZM44 190V189H43ZM51 190V189H49ZM60 190V189H59ZM65 190V189H64ZM78 190V189H77ZM90 190V188H88V191ZM98 190V189H97ZM100 190V189H99ZM107 190V189H106ZM136 191V189H134ZM154 190V188H153ZM213 190V189H212ZM248 191V189H246ZM8 191H13V190H8ZM25 191V190H24ZM38 191V190H37ZM45 191V190H44ZM47 191V190H46ZM45 191V192H46ZM53 191V190H52ZM82 191V190H81ZM101 191V190H100ZM99 191V192H100ZM125 191V190H124ZM130 191V190H128ZM139 191V190H137ZM148 191V189H147ZM152 191V190H151ZM161 191V190H160ZM160 191H155L153 192V196L156 194L158 196V192ZM14 192V191H13ZM12 192V193H13ZM33 193L35 192L36 193V190L35 191H32ZM31 192V193H32ZM39 192V191H38ZM42 192V190H41ZM58 192V191H57ZM76 192V191H75ZM85 192V191H84ZM93 192V191H92ZM95 192H98V191H95ZM103 192V191H102ZM115 192V191H113ZM120 194L121 193H125V192H121L119 191ZM238 192V191H237ZM11 193V192H10ZM30 193V194H31ZM34 193V194H35ZM40 193V192H39ZM65 193V192H64ZM68 193V191H67ZM71 193V191H70ZM86 193V192H85ZM91 193L90 191L88 192V194ZM104 193L106 194L107 192L104 191ZM152 193V192H151ZM167 193V192H166ZM209 193V191H208ZM230 193V192H229ZM250 193V194H251ZM9 192L7 193V197H5V194L3 196H0V264H101V261H100V257H97V255L95 254V256L92 257V259L90 258L89 259V262L88 263H85L84 262V259H80L79 256L83 255V254H80L81 253H85L87 254V252L90 250L87 249L86 251V248L89 247V245H91L92 243H95L96 241L92 240L91 238H93L94 236H97L95 234H93L94 236H92L90 238V236L88 235H82L79 239V241H75L77 242L75 245H72V243L70 244L69 240L70 238H74V237H71V235H73V232H74V235H78V233H82V231H80L79 229L80 226L78 227V230H76V227L80 224L79 221H82V220H79V219H83L81 217H78V220L75 218L73 219L72 215V219L73 220H70L65 223V224H61V220L57 219L58 218L56 215H63L62 213L63 212H57V214L55 215L56 217L54 218H51V217H48L47 215H43V213H41L40 215V212H39V207H35V205L41 203V205L43 204L44 202V197L45 195L43 196V198L41 197L42 195H40V198H38V196L36 195H33V196H36L34 198L36 199H30L28 197V195L26 196L27 199H23L21 200V196L19 197H12V196H9L8 195ZM13 194V195H14ZM21 194L23 195V193L21 192ZM55 194V192H54ZM58 194V193H57ZM72 194V193H71ZM79 194V193H78ZM84 194V193H83ZM93 194V193H92ZM98 194V193H96ZM104 194V198H108V196L110 194ZM117 194V193H116ZM118 194V195H120ZM131 194V193H130ZM137 194V193H136ZM161 194V193H160ZM12 195V194H10ZM61 195V194H60ZM68 195V194H66ZM70 195V194H69ZM91 195V194H90ZM94 195V194H93ZM100 196L103 194L100 193L99 194ZM114 195V194H113ZM138 195V194H137ZM141 195V194H140ZM144 195V194H143ZM164 195V194H163ZM163 195L161 197H163ZM207 195V196H206ZM241 195V194H240ZM25 196V195H24ZM32 196V195H30ZM32 196V197H33ZM58 196V195H56ZM71 196V195H70ZM98 196V195H97ZM107 196V197H106ZM116 196V195H115ZM123 196V194H122ZM145 196V195H144ZM157 196H155L157 198ZM167 196V195H166ZM242 196V195H241ZM250 196V195H249ZM47 197V195H46ZM51 197V195H50ZM64 197V196H63ZM66 197V196H65ZM72 197V196H71ZM80 197V196H79ZM118 197V196H117ZM139 197V196H137ZM251 197V196H250ZM3 198V199H2ZM23 198V197H22ZM29 198V199H28ZM78 198V197H77ZM84 198V195L83 197ZM89 198V197H88ZM97 198V197H96ZM113 198V196H112ZM209 200V202H207L206 200ZM238 198V197H237ZM254 198V197H253ZM63 199V198H61ZM65 199V198H64ZM68 199V197H67ZM74 199V198H73ZM81 199V198H79ZM91 199V198H90ZM95 199V198H93ZM100 199V197H99ZM103 199V198H101ZM105 199V200H106ZM114 199V198H113ZM115 199H118V198H115ZM115 199L113 201H115ZM121 199V196L119 198V200ZM123 199V198H122ZM129 199V198H128ZM132 199V197H131ZM165 199V198H164ZM163 199V200H164ZM213 199V197L211 198ZM53 200V199H52ZM104 200V201H105ZM107 200H110V198H108ZM133 200V199H132ZM151 201V203L149 202L150 206H147L148 203L147 201ZM157 200V199H156ZM162 200V199H161ZM221 200V199H220ZM219 201V203L222 201ZM225 200V199H224ZM227 200V199H226ZM18 201V202H16ZM23 201V203H22ZM64 201V200H63ZM77 201V200H76ZM75 201V202H76ZM103 201V200H101ZM112 201V202H113ZM118 201V200H117ZM116 201V202H117ZM128 201V200H127ZM134 201V200H133ZM140 201V202H139ZM158 201H159V198H158ZM228 201V200H227ZM231 201V199H230ZM243 201V200H242ZM254 201H256V198L254 199ZM254 201H250V203L246 202L244 203L243 202V211L246 216L249 215L251 212H256L255 208L253 207L254 206ZM37 204H35V203ZM49 202V201H48ZM61 202V200H60ZM67 202V201H66ZM69 202V201H68ZM73 202V201H72ZM81 202V201H80ZM99 202V201H98ZM106 202V201H105ZM108 202V201H107ZM126 202V201H125ZM137 202V201H136ZM135 202V203H136ZM170 202V205H171V201ZM223 202V201H222ZM221 202V203H222ZM47 203V202H46ZM50 203V202H49ZM95 203V202H94ZM100 203V202H99ZM103 203V202H102ZM101 203V204H102ZM114 205L116 204L115 202H113ZM123 203V202H122ZM121 203V204H122ZM127 203V202H126ZM157 203V202H156ZM219 203H216V204H219ZM242 203V202H241ZM32 206H29L31 205ZM72 204V203H71ZM75 204V203H74ZM93 204V202H92ZM104 204V203H103ZM131 204V203H129ZM160 204V203H159ZM169 204V203H168ZM224 204V203H222ZM221 204V205H222ZM226 204V203H225ZM229 204V203H228ZM233 204V203H231ZM48 205V204H47ZM68 205V204H67ZM81 205H82V202H81ZM107 205V204H106ZM113 206V204H111ZM111 205L109 206V204L107 205L108 207V210L110 209V211H113L116 210V209H112L111 210ZM120 204H118L119 206ZM123 205V204H122ZM256 205V204H255ZM258 205V204H257ZM256 205V206H257ZM39 206V205H38ZM54 206V205H53ZM62 206V205H61ZM60 206V207H61ZM74 206V205H73ZM83 206V205H82ZM85 206V205H84ZM92 206V205H91ZM98 206V205H97ZM124 206V205H123ZM128 206V203L127 205ZM125 206V207H126ZM138 206V207H139ZM167 206V205H166ZM173 206V205H172ZM225 206V205H224ZM29 207H35L36 209V212L33 214H30L31 212L28 211ZM46 207V206H45ZM44 207V208H45ZM50 207V206H49ZM130 207V206H129ZM139 207V208H140ZM148 207V208H147ZM227 207V206H226ZM241 207V208H242ZM41 208V207H40ZM56 208V207H54ZM70 208V207H69ZM76 208V207H75ZM80 208V207H79ZM84 208V207H83ZM82 208V209H83ZM112 208H116V207H112ZM118 208V207H117ZM123 208V207H122ZM138 208V209H139ZM147 208V209H146ZM166 208V207H165ZM164 208V209H165ZM168 208V207H167ZM166 208V209H167ZM170 207L169 206V210H170ZM176 208H173V212H174V215H175V209ZM58 209V208H57ZM62 209L64 210L65 208H63L62 206ZM81 209V208H80ZM97 209H99L97 207ZM102 209V208H101ZM118 209H121V208H118ZM131 209V207H130ZM159 209V210H160ZM219 209H220V212H219ZM33 210V209H32ZM33 210V211H35ZM45 210V209H44ZM44 210H42L44 212ZM62 210V211H63ZM87 210V209H86ZM94 210V208H93ZM104 210V209H103ZM150 210V211H151ZM238 210V209H237ZM68 211V210H67ZM70 211V209H69ZM80 211V210H79ZM83 211V210H82ZM96 211V209H95ZM105 211V210H104ZM107 211V209H106ZM110 211H107V212H104L103 214H99V211H98V214L101 216L100 218H102L101 222L99 221V225L101 227V223L104 225L106 224L105 222L103 223V221H108L109 219L107 218V213L110 212ZM123 211V210H121ZM129 211H132V210H129ZM136 211V207H135V210L134 212ZM158 210H156L155 212H157ZM168 211V210H167ZM166 211V212H167ZM171 211V210H170ZM169 211V212H170ZM54 212V213H56ZM84 213L85 210L83 211ZM83 212L82 215H83ZM94 212V211H93ZM92 212V214H93ZM112 212V214H113ZM119 212V210H118ZM133 212V213H134ZM160 212V211H159ZM167 212V213H169ZM238 212V211H237ZM241 212V211H240ZM48 213H51L50 212V209H49V212ZM91 213V212H90ZM126 213V212H125ZM163 213V212H162ZM75 214V213H74ZM80 213L78 212V215ZM121 214V213H120ZM128 214V213H127ZM130 214V213H129ZM132 214V212H131ZM152 214V213H151ZM173 214V213H172ZM241 214V213H240ZM52 215V213H51ZM66 215V214H65ZM81 215V214H80ZM81 215V216H82ZM86 215V214H85ZM90 215V214H89ZM88 215V216H89ZM96 215H97V211H96ZM159 215V214H158ZM168 215V214H167ZM169 215H171L169 213ZM168 215V217H169ZM234 215V214H233ZM256 215V214H255ZM50 216V215H49ZM68 216V215H67ZM116 216V215H115ZM114 216V218H115ZM127 216V215H126ZM125 216V217H126ZM132 216V215H131ZM154 216V215H153ZM162 216V214H161ZM63 217V216H62ZM62 217L60 219H62ZM90 217V216H89ZM110 218V216H108ZM160 217V216H159ZM243 217V216H242ZM91 218V217H90ZM117 218V217H116ZM128 218V217H127ZM175 218V217H174ZM234 218V217H233ZM250 218V217H249ZM46 219H49L50 220V223L47 222ZM64 219V218H63ZM107 219V220H106ZM126 219V218H125ZM135 219V217H134ZM162 219V217H161ZM159 219V221L161 220ZM237 219V217H236ZM246 219V218H245ZM48 220V221H49ZM65 220V219H64ZM87 220V218L85 219ZM91 220V219H89ZM122 220V219H121ZM158 220V219H157ZM230 220V218H229ZM84 221V220H83ZM82 221V222H83ZM93 221V220H91ZM98 221L96 223H98ZM112 221V220H111ZM110 221V222H111ZM124 221V222H123ZM123 221L121 222V228H120V225L118 227V229L120 228V230L117 231L118 234L120 235H125V231L130 227L129 224H131L129 221H125L123 219ZM131 221V219H130ZM134 221V220H132ZM249 221V222H250ZM49 227H47L46 229H44L46 226L47 223ZM77 222H79V224L77 226H75V223L77 224ZM81 224H84L82 223ZM85 222V221H84ZM87 222V221H86ZM90 222V221H89ZM95 222V221H94ZM93 222V223H94ZM113 222H115L113 220ZM128 222V223H127ZM141 222V221H140ZM230 222V221H229ZM232 222V221H231ZM235 222V221H234ZM245 223V221H243ZM247 222V221H246ZM253 222V223H254ZM64 223V222H63ZM88 223V222H87ZM108 223V222H107ZM123 223V224H122ZM136 224V222H134ZM134 223L132 224L133 227L134 226ZM57 224V225H56ZM91 224V223H89ZM88 224V225H89ZM110 224V223H109ZM108 224V225H109ZM138 224V223H137ZM142 224H143V221H142ZM141 224V225H142ZM183 225L181 226V230L179 229L178 230V226L179 225ZM229 224V223H228ZM43 225L45 226L43 228ZM102 225V228L101 230H103L104 232V229L106 228L107 224L105 227H103ZM111 225H112V222H111ZM144 225V224H143ZM244 225V224H243ZM252 225V224H251ZM256 225V226H257ZM33 226H34V229L37 230L38 232V229L41 230L43 228V230H45V238L42 240V236L41 237V240L38 239V242L35 241L32 236H36V235H32L31 237H28L26 236V233L28 234V231L30 228H32L31 230L33 231ZM54 226H59V231H57V229L55 228V234L54 235H51L54 233H52V230H54ZM74 226H75V231H77L75 233V231H73L74 229ZM110 226V225H109ZM107 226V227H109ZM148 226V225H147ZM147 226H144L147 228ZM84 227V226H83ZM87 227V225H86ZM90 227V226H88ZM99 227V228H100ZM142 227V226H141ZM140 227V228H141ZM180 227V226H179ZM235 227V226H234ZM246 227V226H245ZM244 227V228H245ZM251 227V226H250ZM98 227L95 226L94 224H91V228L89 229H92L89 231V233L91 231L94 230L93 233H95L96 230ZM110 228V227H109ZM159 228V229H158ZM252 228V227H251ZM108 229V228H107ZM133 228L130 227V230H132ZM149 230V228H147ZM256 229V228H255ZM83 230V229H82ZM88 230V229H86ZM100 230V229H99ZM113 230V229H112ZM117 230L116 228L114 229V231ZM129 230V229H128ZM137 230V229H136ZM142 230H145L144 228L141 229ZM156 230V229H155ZM244 230V229H243ZM262 230V229H261ZM30 231V230H29ZM42 231V230H41ZM73 231V232H72ZM80 231V232H79ZM140 231V229H139ZM138 231V232H139ZM151 231V230H150ZM154 231V230H153ZM159 231V232H160ZM234 231V230H233ZM239 231V230H238ZM33 232H36V231H33ZM32 232V233H33ZM40 232V231H39ZM98 232V231H97ZM131 232V231H130ZM128 232V233H130ZM137 232V231H136ZM143 232V231H142ZM155 232V231H154ZM160 232V233H161ZM161 233V235L165 234V233ZM240 232V231H239ZM238 232V234H239ZM247 231H245V234H246ZM260 232V231H259ZM80 233V234H81ZM100 233V231H99ZM98 233V234H99ZM116 233V235H118ZM125 233V234H124ZM149 233V232H147ZM241 233V232H240ZM252 234V230L250 232ZM262 233V232H261ZM34 234V233H33ZM42 234V233H41ZM40 234V235H41ZM86 234H87V231H86ZM92 234V232H91ZM102 234V233H101ZM100 234V235H101ZM106 234V232H105ZM132 233H130V236ZM144 234V233H143ZM142 234V235H143ZM146 234V233H145ZM159 233H157L158 235ZM243 234V233H242ZM241 234V235H242ZM254 234V233H253ZM260 234V233H259ZM263 234H264V230H263ZM25 235V237H24ZM28 235H31V233H29ZM43 235V234H42ZM108 235V234H107ZM119 235V236H120ZM128 235V236H127ZM136 235V234H135ZM134 235V236H135ZM151 235V233H150ZM156 234H154L155 236ZM166 235V234H165ZM240 235V234H239ZM237 235V236H239ZM23 238H22V237ZM118 236V237H119ZM139 237L141 235H138ZM244 236V235H243ZM241 236V237H243ZM258 236V235H257ZM98 237V236H97ZM95 237V238H97ZM117 237V238H118ZM122 236H120L121 238ZM126 237H129V234H126V236L122 237L121 239H119L118 241H121L122 239H124V241L126 239ZM138 237V238H139ZM144 237H146L144 235ZM143 236H141L140 238H144ZM240 237V236H239ZM248 237V235H247ZM94 238V239H95ZM104 238V237H102ZM109 238H113V237H109ZM108 238V239H109ZM139 238V239H140ZM255 238V237H254ZM257 238V237H256ZM261 238V237H260ZM99 239V238H98ZM101 239V238H100ZM145 239V238H144ZM236 239V240H238ZM76 240V238H75ZM117 239H115L114 242H116ZM134 240V239H133ZM138 240V239H137ZM142 240V239H141ZM140 240V241H141ZM146 240V239H145ZM158 242H160L159 239H157ZM162 240V239H161ZM168 240H172L171 242L175 241L173 239H169ZM245 240H248V239H245ZM94 241V242H92ZM100 240H98L99 242ZM106 241V240H105ZM111 242H113V239L110 240ZM110 241H108V247H109V251H111L112 249L115 248L116 250V247L118 248V245L116 246L117 243H115V247L112 248V245L114 243H111ZM125 241V242H126ZM130 241V240H129ZM154 241V239H153ZM152 241V242H153ZM178 241V242H177ZM243 241V243H242ZM18 242V244L16 243ZM91 242V244H90ZM123 242V241H121ZM139 242V240H138ZM145 242V241H143ZM150 242V244L152 243ZM162 242V241H161ZM247 242V241H246ZM131 243V242H130ZM136 243V242H135ZM134 243V245H136ZM140 243V242H139ZM142 243V242H141ZM146 243V242H145ZM157 242L154 243V245L156 244ZM174 243V244H175ZM183 243V244H182ZM164 244V243H163ZM18 245V246H17ZM120 245V244H119ZM122 247H123V244H121ZM120 245V247H121ZM126 245V243L124 244ZM152 245V246H154ZM173 245V243L171 244ZM178 245L175 246L174 249H177L176 248ZM240 245V246H239ZM93 246V245H92ZM114 246V245H113ZM139 246V245H138ZM137 246V247H138ZM144 246V244H143ZM150 246V245H149ZM163 246V245H162ZM107 247V245H105V248ZM135 247V246H134ZM141 247V246H140ZM147 247V246H146ZM168 247H171V246H168ZM166 247V249L168 248ZM91 248V247H90ZM95 248V247H94ZM101 248V247H100ZM104 248V247H103ZM112 248V249H111ZM241 248H243V251L241 250ZM264 248V247H263ZM93 249V247H92ZM91 249V251H92ZM96 249V248H95ZM93 249V250H95ZM123 249V248H122ZM136 249V248H135ZM141 249V248H140ZM144 249V248H143ZM147 249V248H146ZM149 249V248H148ZM157 249V248H155ZM165 249V250H166ZM184 249V248H183ZM245 249V251H244ZM103 251V249H101ZM100 250V251H101ZM118 250V249H117ZM117 250H116V253H117ZM127 250V249H126ZM132 250V249H131ZM130 250V251H131ZM150 250V249H149ZM164 250V251H165ZM170 250V249H169ZM108 251V250H107ZM113 251V250H112ZM129 251V250H128ZM129 251V252H130ZM135 251V250H133ZM140 251V250H139ZM146 251V250H145ZM151 251V250H150ZM167 251V250H166ZM173 250H171L170 252H172ZM176 251V250H175ZM174 251V252H175ZM180 251V250H179ZM243 253H242V252ZM94 252V251H92ZM97 252V251H96ZM95 252V253H96ZM106 252V251H105ZM125 252V251H124ZM138 252V251H137ZM149 252V251H147ZM177 252V251H176ZM91 253V252H90ZM115 253V251H114ZM115 253V254H116ZM128 253V252H126ZM136 253V252H135ZM157 253V252H156ZM162 253V251H161ZM166 253V252H165ZM180 253V252H179ZM178 253V254H179ZM93 255V253H91ZM90 254V256H91ZM102 254V252H101ZM107 254V253H106ZM112 254V252H111ZM109 252H108V256L111 255ZM115 254H113V258L115 256ZM133 254V253H132ZM152 254V253H151ZM150 254V255H151ZM157 254H160L159 251ZM99 255V253H98ZM129 255V254H128ZM154 256V254H152ZM163 256V254H161ZM173 255V254H172ZM184 255V254H183ZM89 256V255H88ZM125 256V255H124ZM130 256V255H129ZM128 256V257H129ZM146 256V255H145ZM143 255V257H145ZM160 256V255H159ZM158 256V257H159ZM175 256V255H174ZM106 257V256H105ZM110 257V256H109ZM110 258H103L105 259V261H107L108 259L109 260H112L113 262V259ZM142 257V256H141ZM150 257V256H149ZM148 257V258H149ZM178 257V255H177ZM181 257V256H180ZM182 257H181V260H182ZM84 258V256H83ZM123 256H120L119 257V261H118V264H123L125 260L122 259ZM135 258V257H134ZM146 258V257H145ZM144 258V259H145ZM160 258H164V257H160ZM171 258V257H170ZM179 258V257H178ZM107 259V260H106ZM116 259V258H115ZM127 259V258H125ZM143 259V258H142ZM152 259V258H151ZM175 259V258H174ZM173 259V260H174ZM177 259V258H176ZM174 260V261H177L179 264H182L186 261L183 262L182 260V263L180 262V258L178 261L177 260ZM86 260V258H85ZM131 260V259H130ZM165 261V259H163ZM162 259H160V261H163ZM262 260V264H264V261ZM88 260H86L87 262ZM104 261V260H103ZM104 261V262H105ZM133 262L134 259L132 260ZM137 261V260H136ZM140 261V260H139ZM149 261V260H148ZM159 261V262H160ZM171 261V260H170ZM173 261V263H174ZM110 262V263H112ZM132 262V264H133ZM138 262V261H137ZM145 262V261H143ZM156 262V261H155ZM188 262L184 263V264H187ZM126 263V262H125ZM127 263H131L130 261L127 262ZM140 263V262H139ZM172 263V264H173ZM177 263V264H178ZM259 263V262H258ZM104 264V263H102ZM106 264V263H105ZM109 264V263H108ZM137 264V263H136ZM144 264V263H143ZM155 264V263H154ZM160 264V263H159ZM169 264V263H168ZM176 264V263H174ZM190 264V263H189Z\"/></svg>","mask_w":264,"mask_h":264},{"label":"rangeland","instance_id":"2","mask_svg":"<svg viewBox=\"0 0 264 264\" xmlns=\"http://www.w3.org/2000/svg\"><path fill=\"white\" fill-rule=\"evenodd\" d=\"M36 1V2H35ZM40 1H42V0H39V1H37V0H1L0 1V26L1 27H3V28H5V29H3L4 31V33H6L5 35L4 34H2L1 32H2V29L0 28V39L3 37V35L4 36H8L9 38L12 36V34H14V36H12V37H14V38H17V41H18V39H20V41H21V39H22V42H23V40L25 41H30V42H35V41H38L39 40V37L37 36V33L36 32H38L37 30H39V25H41V23H42V20L44 21V19L46 18L47 19V16H48V19L50 18V16L48 15V12H49V10L51 11V5L53 6L54 4L52 3L53 1L55 2L56 0H48L50 3H51V5H49L50 3L48 2V1H46L45 0V3L43 4V3H41ZM44 1V0H43ZM42 1V2H43ZM59 1V0H58ZM58 1H56V2H58ZM63 2L64 1H66V0H62ZM74 1H77V0H74ZM74 1L72 0H68V2H73L74 3ZM79 1H81V0H79ZM86 1V0H85ZM91 1V3H93V4H95L96 5V8H97V6H100L99 5V3H98V0H97V2L95 1H93L92 2V0H90ZM102 1V0H101ZM124 1V2H123ZM122 2H120V0L119 1H117L116 3H113V2H115L114 0H112V1H108V0H103V3H105V2H107L108 4V8L110 9V6H111V4L113 3V4H116V5H118V4H120V5H118V9H120L121 8V10L122 9H124L125 11H123L122 10V12H126V10L128 9V10H131V11H133V10H135L134 12H136L137 11V9L135 8V6H134V0H127V2H126V0H123ZM132 1V2H131ZM165 2H169V4L167 5V3H164L162 0L160 1H157V3L159 2V5H160V8H162V9H164V10H166L165 12H167L166 13V15L164 14V16H166V17H164V23H163V27H165L164 28V35L167 37V39L170 41V46L172 45V52L171 53H178V52H181L180 53V55H178V58H176L175 56H173L176 60H178L179 58H181V57H183V58H181V59H179L180 61H175V60H173L174 58L171 56V57H169V59H168V62L171 64V65H173L174 67H177V68H179L181 65H182V67H183V69H189V70H191L192 71V73H190L189 74V76L188 75H186V76H184V75H182V76H180V74H177V76L178 77H176V73H175V75H173V78H174V76H175V79H179L180 80V78H182L183 76L186 78V77H192V79H193V77H194V79H195V82L192 80L191 81V78H189V79H187V80H189L190 81V83H189V81H186V82H188V83H186V84H188V87H189V90H190V87H191V90L189 91V94H186V92L183 94H179V97H182L181 98V100L179 99V97L177 98V96H174L173 95V98H177L178 99V101L179 102H177V104L174 102H172L171 103V105H170V103L168 104V105H170V106H168V105H166V110L169 108V107H171V106H176L175 108H173V107H171V108H169L167 111L169 112V113H171L172 111H173V113H171L170 114V116L172 115V117H171V121H172V123H171V125L174 123L175 125L173 126H171L172 128H171V132H169V134L167 133V134H164V133H162L163 132V130H161L162 132H160L159 130H160V127H155L156 125H151L152 123L150 122L151 120H148V119H150V118H148L149 117V111L147 110L148 108H146L145 106H140V108H142V109H144L145 111H146V113H144L145 111L144 110H140V108H139V103L138 102H136L135 100H137V97H138V93L137 92H141L144 88H146V85H145V83L147 84V78H144L141 82L143 83H141L142 85H141V87H138V91H136V94L134 93V96H132L133 98H131V99H128V98H126L125 99V97H128V96H124L123 97V99L121 100V112H120V122H119V127H118V122L116 123V125H113L110 129V131L108 132V134H107V137H106V139L108 140H106L105 139V141L107 142H105V146H103L102 147V149L104 148V150H103V154H102V151H101V158H103L104 160H103V162L104 163H107V164H105V168H104V163H103V165H100V163L101 162H97L98 160H93L92 162H88V163H86L85 165H87V167L84 165V167L86 168V169H84L85 171H84V173L86 174V175H89V178L90 179H92V176H93V178H95L96 179V176H97V179H100V174H101V179L100 180H97L96 179V181L94 180V184H93V182L91 181V180H89L88 182H87V185H91V186H87V188L85 189L84 187H86V184L83 186V185H80V184H78V183H76V182H72L71 180H67V181H64V180H66L65 179V175H61L62 177V179H61V182L62 181H64V183L62 182H59V184H57L58 182H56L54 185L53 184H49V189H51V190H49V189H47L46 187H45V185H44V183H41V185H40V182L38 183V181L37 182H35L34 181V183L35 184H32V185H34L35 187L33 188L32 187V185L30 186V188H25V187H28V186H24L23 188H21L22 190H19V191H21L22 193H23V195L21 194V192L20 193H18V190H17V195L21 198V200H23L24 198L25 199H27V195H28V197L30 198V199H36V198H34V197H36V196H38V198H40V195H42L41 197L43 198V196L45 195V197L43 198L44 199V202H43V204L41 205V203H39V204H37V203H35V204H37V205H35V207H39V212H40V215H41V213H43L42 214V216L43 215H47L48 217H51V218H54V217H58V218H56V220L57 219H59V220H61V224H65V223H67L68 221H69V219L70 220H73V219H75L76 217V219L78 220V217H81V218H83V219H79V220H84L83 222L82 221H79L80 222V224H79V222H77V224L75 223V226H77L78 224V226L76 227V230H78V227L80 226V228L81 229H79L80 231H82V233L80 234V233H78L77 231H75V226H74V229H73V231H75V233L77 232L78 233V235H74V232H73V235H71V237H74V238H70V240H69V242L71 241V240H73V241H71L70 242V244L72 243V245H75L77 242H75V241H79V239H80V237L82 236V235H88V236H90V238L92 237V236H94L93 234H95V235H97V236H94L93 238H91L92 240H94V241H96L95 243H92L91 244V242H90V244L91 245H89V247H87L86 248V251H87V249L89 250L88 252H87V254H85L84 252L83 253H81L80 252V254H83V255H81V256H79L80 257V259L82 258V259H84V262L85 263H88L89 262V259L91 258L92 259V257L93 256H95V254L97 255V257H100L99 259H100V261H101V264L102 263H106V264H118V259H119V257L120 256H123V260H125L124 261V263L123 264H132V260L134 259V261L135 262H133V264H172L173 263V261L177 258L178 259V261H180L181 260V257L183 256L184 258H185V253L188 251V249H185V247H186V245H182V247L184 248H181V243H180V240L178 239V243H175L176 242V238L175 237H173V238H171V236L170 237H168L170 234H168V236H167V233L166 232H164V231H160L161 229H159V231L161 232V233H165V234H163V235H161V233L157 230V228H155L154 227V225L152 226L151 224H150V226H149V224L148 223H146L145 224V222H144V220H142L143 218L141 217L142 215L140 214V211H142V208L140 207H138L137 206V203H138V200H140L141 198H143V197H147V199L149 198H151V197H154L155 199H153V203H152V205L154 204V202H155V204L156 205H161L162 206V204H163V206H164V208L166 207H168L167 209L165 208H163V210H161L160 208H158V209H155V210H151L152 208H146L147 209V211H148V213H150V216L151 217H153L156 221H158V222H165L166 221V219L167 218H169V220L171 221V222H173V220H174V222L173 223H175L176 222V220H177V218H178V214H177V208L174 206V204H173V202H172V200H171V198L169 197L170 196V194H168L169 193V191H166V192H163V191H165V190H167L166 188H165V190L162 188V178H164L165 176H163L164 175V171H163V167L161 166L162 165V163H164V161H165V159H163L164 161H162L161 162V160H162V158H164L162 155H161V153L159 152V151H165V149L167 150V152H171L172 151V154L173 155H175V156H177V155H179L178 157H180L181 158V156L182 157H184V158H182V159H186L185 161H187V159L188 158H190L189 160H188V162H190V161H192V162H190L192 165L191 166H193V165H198V164H202V163H200V162H202L203 160H206L205 162L206 163H204V165H200V167H199V165L197 166L198 168H199V171L200 172H203V170H200V168H201V166H204V172H207V173H205L204 175H202V176H205V178L204 179H201V181H202V184H204V182H205V192H207V197H209V196H211L209 199H210V203L212 202V200H214V199H217L216 200V203H219V201L218 200H220L222 203H224V204H222L221 202L219 203V204H216L215 202H212V203H215V205H219L217 208H221V206L222 207H224L223 209L221 208V211L223 210V211H226L225 209L227 208V211H226V217L227 218H225L226 220H228V222H227V226L230 228V231L231 232H234V234L236 235H239V236H237L236 235V237L237 238H235V241H233L232 243H234V245H233V248L234 249H236V248H240V247H238L237 246V244H238V242H241L238 238H241V239H243V241H244V243H246V244H249L250 242L251 243H253L254 244V242H253V240L254 241H260V240H264V234H263V230H264V228H261V227H259L258 225H257V222H252V221H250V220H252L251 219V217L252 218H254L253 216H258V215H262L263 213H260L259 212V204H262L261 203V200H257V195L256 196H254L257 192H258V184L256 185V182L258 183V179H255V184H254V181L253 182H251V181H249L248 182V180H247V176H245V174L244 175H241V174H239V173H237V171L239 170V168L240 169H242V168H245V169H247V170H250V168H254V170H255V168H258V167H264V166H262V165H264V164H262L263 163V161L259 158V160H260V163L262 164V165H259L258 163H257V161H255V164L253 163L254 161V159H253V156L254 155H252L251 154V163H247V162H250V160H249V158L247 159V157H245V158H243V161H242V159H237V161H236V159H234V158H231V159H233V160H230L229 158H227L226 159V162L225 161H223V162H220L221 160H219V158H220V156L221 155H223V152H222V150L219 148L221 145H222V147L223 146H230V145H232V144H237L238 142H240L241 144H243V145H247L246 144V142L247 141H243L244 140V138L243 139H241V138H239V141H235L236 139H238L237 137H235L234 138V136H232V135H230L229 133H226V132H228V129H227V127L229 128L230 127V125H231V123H230V119L229 118H231V116L228 114V116H227V113H226V117H225V114L224 115H220V112H221V108H223V109H225V108H227L229 105H231L232 106V104H231V102L232 101H229V100H227L226 98H218V99H210V100H207L206 101V99L205 98H203V97H206V95H208L209 93V95L211 96V98H212V96L213 95H215V94H225V95H227V94H229V90H230V87H229V89H227L228 87H226L225 85H223V84H214L213 83V85L211 84L212 82H210V80H211V78H209V74L211 73V69L213 68V66L215 65V63L213 64V62H212V56H215V57H219V59H220V61H221V63H222V66L224 67H226L227 65H230L229 67H234V69L236 70V68H237V70H236V72H238V70H239V68L238 67H236L235 65H233L232 66V64L231 63H233L234 62V60H235V58H237V53H235L236 52V49H234V47H232V44L231 43H234L235 41H237L238 39H239V37L241 36V34H245L244 36H242V37H240V43H242V41H243V43L241 44L242 46H243V49H246V51L248 52V54H249V56H251V59H252V62L250 61L249 63H246V64H244V65H247V67L245 66L244 68H245V70L246 71H248V72H252V73H254V78H256L257 80L258 79H260V77L262 78V80L264 79V64H263V59L261 58V54H260V51L258 50V47L257 46H259V44H260V42H259V40L260 39H258L257 40V37L259 38V36H254V37H252V36H250V34H248V33H250V31H252V30H254L255 32L256 31H260V29H261V31H264V0H252V1H255V2H252L251 0L250 1H248V0H193V1H191V0H178V2H177V0H164ZM194 1H196V2H194ZM39 2V3H38ZM56 2H55V4H56ZM82 2H83V6H82ZM111 4H110V3ZM120 2V3H119ZM126 2V3H125ZM129 2H131L132 4H131V6H130V3ZM170 2H172V3H170ZM204 2V3H203ZM249 2H251V4L249 3ZM258 2V3H257ZM263 2V3H262ZM16 3V4H15ZM37 3V4H36ZM41 3V4H40ZM48 3V4H47ZM79 3V4H78ZM78 3H74V4H72V5H74V6H71V8H70V14L72 13L73 14V12H74V10H71L72 9V7H77V6H82V8L83 7H85L84 6V4L86 5V3H87V8L85 7V9H89L88 10V12H91V10H92V12H91V15H92V13H94L95 14V12H96V10H95V6L92 4L91 6H89L91 3L89 2V0H87V2H84V0H82L81 2H78ZM102 2H100V4H101ZM101 4L102 6H100V7H98V9L100 8V12H101V9H102V12H103V8H105V9H107V10H104L105 12L103 13L104 14V17H105V15H106V17L105 18H107L106 20H111L112 18H111V16H109V13L111 12V10H110V12H109V9L107 8V7H105V5L106 4ZM176 3V4H175ZM178 3V4H177ZM194 3V4H193ZM195 3L197 4V6L195 5ZM257 3V4H256ZM6 4V5H5ZM42 5V6H40V5ZM76 4H78V5H76ZM89 4V5H88ZM110 4V5H109ZM126 6H125V5ZM166 4V5H165ZM172 6H171V5ZM209 4V5H208ZM211 4V5H210ZM260 4L261 5H263V6H260ZM76 5V6H75ZM134 7H133V6ZM162 5H165V6H163V7H161ZM170 5V6H169ZM208 5V6H207ZM212 5H214V6H212ZM17 6V7H16ZM37 6H38V9H37ZM40 6V7H39ZM92 6H94V7H92ZM104 6V7H103ZM123 6V7H122ZM130 7V9H129V7ZM167 6V7H166ZM180 6V7H179ZM194 6V7H193ZM218 7V9H217V7ZM249 6V7H248ZM258 6V7H257ZM10 7V8H9ZM15 7V8H14ZM70 7V6H69ZM125 7V8H124ZM131 7H133V9H131ZM167 9H166V8ZM169 7V8H168ZM196 7V8H195ZM250 7H252V9H249ZM17 8V9H16ZM32 8V9H31ZM94 8V9H93ZM174 8H176L175 10L172 9ZM201 8H203V9H201ZM206 8H208V9H206ZM242 8V9H241ZM6 9V10H5ZM12 9H14V11H15V13H14V11L12 10ZM19 9V10H18ZM53 9V8H52ZM77 9V8H76ZM4 10V11H3ZM8 10H10V11H8ZM17 10H18V12H17ZM66 10V9H65ZM64 10V11H65ZM95 10V11H94ZM169 10H171V11H168ZM182 10V11H181ZM200 10H202V11H200ZM211 10V11H210ZM217 10V11H216ZM219 10V11H218ZM7 11V12H6ZM73 11V12H72ZM98 11V12H99ZM120 11V10H119ZM198 11V12H197ZM200 11V12H199ZM204 11V12H203ZM210 11V12H209ZM16 12H17V14H16ZM26 12V13H25ZM66 12H67V10H66ZM69 12L68 13H66V16H65V14H64V16H62V18L63 19H60V21H59V23H57L56 24V26L54 27V28H51L52 30L50 31V33H51V35H49V37H48V40H51V42L53 41L52 39H55L56 37H58V35L60 36V34H59V32H58V30H59V28H60V30L59 31H61L65 26H66V23H65V21L67 22V24L69 23V24H72L71 22V18H69L70 17V15H69ZM98 12H96L97 14H95L96 16H97V18L94 16V15H92V16H94L96 19H98V16H100V12H99V14H98ZM121 12V11H120ZM174 12V13H173ZM206 12V13H205ZM222 12V13H221ZM254 12V13H253ZM11 13H14V15L12 16L11 15ZM29 13V14H28ZM37 13V14H36ZM107 13V14H106ZM121 13L120 15H122L124 18L125 17H128V16H126L125 14L127 13ZM129 13H132V12H129ZM179 13H180V15H179ZM184 13V14H183ZM198 13V14H197ZM204 13V14H203ZM247 13V14H246ZM257 13V14H256ZM18 16V17H16V15ZM26 14V15H25ZM111 14V13H110ZM128 14V13H127ZM190 14V15H189ZM192 14V15H191ZM214 14V15H213ZM28 15H31V17L29 16L28 17ZM38 15V16H37ZM67 15H68V17H67ZM172 15H174V16H172ZM176 15V16H175ZM197 15V16H196ZM219 15V16H218ZM253 15V16H252ZM6 16V17H5ZM9 16V17H8ZM27 18H26V17ZM34 16V17H33ZM102 16V15H101ZM99 17V18H103V17ZM168 16V17H167ZM190 17V19H188L189 17ZM205 16V17H204ZM40 17V18H39ZM108 17H110V18H108ZM121 17V16H120ZM120 17L118 18V21L120 20ZM178 17V18H177ZM195 19H197V20H195ZM207 17V18H206ZM243 17V18H242ZM248 17V18H247ZM262 17V18H261ZM10 18V19H9ZM11 18H12V21H11ZM19 18V19H18ZM21 18V19H20ZM42 18V19H41ZM66 18H69L68 20H66ZM94 18V19H95ZM129 18V17H128ZM128 18H125V19H123L122 20V17H121V21H119L121 24H123V22H125L126 21V24L129 26V25H133V26H137L138 25V22H137V24H135L136 22H130L131 21V19H129L128 20ZM166 18H167V21H166ZM177 18V19H176ZM180 18V19H179ZM183 18V19H182ZM192 18H193V20H192ZM206 18V19H205ZM6 19V20H5ZM47 19V20H48ZM83 19V18H82ZM82 19L80 20V22H85V18H84V20L82 21ZM91 19H93V18H90L89 20H91ZM29 20V22H27ZM31 20H32V22H31ZM39 22H38V21ZM188 20V21H187ZM193 22H196V23H192V21ZM7 21V22H6ZM10 21V22H9ZM190 22V23H189ZM254 22V23H253ZM257 22V23H256ZM8 23V24H7ZM16 23H17V25H16ZM28 23V24H27ZM61 23V24H60ZM64 23H65V25H64ZM90 25L89 26V28H96L94 25L91 27V22L90 23H88V22H85V23H79V24H75V25H73V27H76L73 31L74 32H72L69 36H68V38H67V40H68V42H67V46L69 45V47H61V48H59V50L60 51H62V52H60L59 50L57 51V53L56 54H61L57 59H56V62L58 61V59H61V56H63V54H64V56H65V58H63L62 57V59H64V60H66V57H67V54H66V51H64V49L65 50H67V49H71V48H73L72 46L74 45V51L77 49V48H80V49H83L84 50V48H81L82 46L83 47H86V45H87V43L89 44V39H87L88 38V35H86V33L84 32V29H85V27L84 26H86V27H88V25ZM130 23V24H129ZM186 23H187V26H186ZM189 23V24H188ZM243 23V24H242ZM252 23V24H251ZM24 24V25H23ZM30 24V25H29ZM32 24V25H31ZM39 24V25H38ZM69 24L66 26V27H68L69 26ZM83 26H82V25ZM85 24V25H84ZM93 24V23H92ZM166 24V25H165ZM196 24V25H195ZM239 24V25H238ZM248 24V25H247ZM11 25H12V27H11ZM14 25V26H13ZM20 25H22V26H20ZM28 25V26H27ZM64 25V26H63ZM78 25V26H77ZM178 25H180V27L178 26ZM244 27H243V26ZM246 25H247V27H246ZM10 26V27H9ZM24 26V27H23ZM32 28H31V27ZM81 26L83 27V28H81ZM203 26V27H202ZM256 26H257V28H256ZM14 27V28H13ZM174 27H176V29L174 28ZM249 27L252 29H250V31H248V29H249ZM9 28V29H8ZM22 28H24V30L22 29ZM37 29V30H35V29ZM169 29V30H167V29ZM185 28V29H184ZM243 28V29H242ZM254 28V29H253ZM13 29V30H12ZM16 29V30H15ZM97 29H100V28H97ZM187 29V30H186ZM5 30H6V32H5ZM7 30H8V33H7ZM11 30V31H10ZM19 30V31H18ZM25 30H26V32H25ZM54 30V31H53ZM175 30H177V31H175ZM243 30H246V31H243ZM13 31V32H12ZM53 31V32H52ZM83 31V32H82ZM104 31V30H103ZM165 31H167V33L165 32ZM192 31V32H191ZM194 31V32H193ZM97 32H100V31H97ZM168 32H170V33H168ZM196 32H198V34L200 35V37H199V35L198 34H194V33H196ZM254 32V33H255ZM100 33H102V31L100 32ZM100 33H99V35L97 34V37H99V38H95V40H97V42L96 41H94L95 43L93 44V45H95V48H94V46H92V44H91V47H93L94 48V50L92 49V48H89V49H86V48H88V47H86L85 48V54L87 55H85L84 53L82 54V58L84 59V58H86L85 60H83L82 62H84V63H86L87 61L86 60H89V62H87L86 64H87V66H88V64H90L91 63V61H93L94 60V57L95 56H97V52H99L100 50H103V48L104 47H106L109 43H108V41L106 40V35L108 34V33H106L105 31H104V33H105V35L104 34H101L100 35ZM191 33H193V34H191ZM257 33V32H256ZM260 33H263V32H260ZM36 34V35H35ZM75 34V35H74ZM78 34L79 35H81L80 37H78ZM85 35V37L86 38H84V37H82L83 35ZM176 34V35H175ZM187 34V35H186ZM189 34H191L192 35V37L191 36H188ZM240 34V35H239ZM247 34H248V36H247ZM264 34V33H263ZM34 35V36H33ZM63 35V34H62ZM168 35H171L172 37L170 38V37H168ZM235 35V36H234ZM252 35V34H251ZM51 36V37H50ZM70 36H72V38H70ZM75 38H74V37ZM175 36H177L176 38H174ZM196 36H198V38L199 39H201L202 41H200ZM20 37V38H19ZM76 37H78L77 39H76ZM184 37V39H186V40H184V39H182ZM189 37V38H188ZM191 37V38H190ZM230 37V38H229ZM234 37V38H233ZM247 37H249V38H247ZM5 38H7V37H5ZM47 38V37H46ZM51 38V39H50ZM81 38L83 39V42L81 41ZM193 38H195V40L193 39ZM231 38H233L235 41L234 42H231ZM242 38V39H241ZM72 39V41H74V42H72V41H70ZM172 39V40H171ZM175 39V40H174ZM181 39L185 42L184 44H188V46H187V44H186V46L185 47H183V45L184 44H182L183 43V41L182 42H180L181 41ZM198 39V40H197ZM246 39H247V41H246ZM250 39H252V40H250ZM41 40V39H40ZM47 40V41H48ZM77 40H79V41H77ZM85 40H87V43H86V41ZM178 40V41H177ZM188 40H192V41H188ZM227 40V41H226ZM257 40V41H256ZM19 41V42H20ZM47 41H45L46 43H47ZM83 43H81V42ZM107 41V42H106ZM174 41H175V43L177 42V44L178 45H175V43H174ZM195 41V42H194ZM197 41V42H196ZM233 41V40H232ZM250 41V42H249ZM256 41V42H255ZM18 42V43H19ZM49 43H48V45L51 43L50 41H48ZM70 42V43H69ZM79 45H76L75 46V44L76 43ZM107 43V44H105V46H103V44L104 43ZM171 42H173L172 44H171ZM190 42H192V43H190ZM252 42V43H251ZM257 42H258V44H257ZM180 43H181V46H179L180 45ZM198 43V44H197ZM203 43V44H202ZM22 44V43H21ZM20 43L18 44V48L20 47V45H21ZM45 44V43H44ZM72 44V45H71ZM84 44H85V46H84ZM96 44H98V46L99 45H101L102 44V49H101V47L99 46V48H97L98 46L96 45ZM115 44V43H114ZM191 44V45H190ZM192 44H194V46L192 45ZM251 44H253V46L251 45ZM257 44V45H256ZM47 45V44H46ZM71 45V46H70ZM116 45V44H115ZM114 45V46H115ZM191 47H190V46ZM45 46V45H44ZM43 46V47H44ZM174 46V47H173ZM178 46V47H177ZM193 46V47H192ZM197 46H199V47H197ZM201 46L203 47V48H205V49H202L201 48ZM228 46V47H227ZM77 47V48H76ZM111 47H113V44L112 45H110V48ZM179 47H181L182 49H177V48H179ZM189 49H188V48ZM253 47V48H252ZM257 47V48H256ZM174 48V49H173ZM186 50V48H187V52L189 53V56H185V55H188V53L184 50V49ZM198 48V49H197ZM199 48H201V49H199ZM209 48V49H208ZM20 49V48H19ZM62 49V50H61ZM69 49V50H70ZM98 49V50H97ZM43 50L44 49H42V51L40 50V52H41V54H40V52H39V54L40 55H42L44 52H43ZM78 50V53H80L79 55H81V53H82V50L80 51L79 49H77ZM76 50V51H77ZM89 51V53H88V51ZM91 50H93L92 52H93V55L91 54L92 52H91ZM185 52H183V51ZM189 50V51H188ZM256 50H258L259 51V54H258V51H256ZM68 51V50H67ZM74 51H72V52H74ZM80 51V52H79ZM94 51H96V52H94ZM112 51H114V53L112 52ZM112 53H109V56L107 57V58H110V60H111V57H113L114 55H116L117 54V51H118V48H113L112 49ZM176 51V52H175ZM197 51H199L200 53H198V54H196L197 53ZM234 51V52H233ZM252 51H254V52H256L255 53V55H254V52H252ZM69 52V51H68ZM67 52V53H68ZM203 52V53H202ZM204 52H205V55H204ZM250 52H251V54H250ZM63 53V54H62ZM75 53V57H77L78 55V53L77 52H74ZM74 53H73V55H72V57H74ZM77 53V54H76ZM193 53H195V54H192ZM253 53V54H252ZM38 54V55H39ZM66 54V55H65ZM72 54V53H71ZM168 55H167V57L169 56V54L170 53H167ZM184 56H183V55ZM192 56H191V55ZM203 54V55H202ZM207 54V55H206ZM257 54V55H256ZM83 55H85V56H83ZM90 56V58H89V56ZM91 55H92V57H91ZM110 55H112L111 57H110ZM195 55H197V56H195ZM209 55V56H208ZM179 56H181V57H179ZM206 56H208V57H206ZM234 56H236V57H234ZM74 57V58H75ZM192 57L194 58V60L192 59ZM198 57V58H197ZM202 59H200V58ZM222 57V58H221ZM106 58V59H107ZM132 58H133V60H135V58H136V56H134V57H131L130 59V62L132 63H130L129 64V66L131 65H133V60H132ZM173 60V61H170L171 59ZM185 58V59H184ZM186 58H188L187 60H186ZM106 59H104V61L106 60ZM138 60H137V62L139 63L138 65H136V64H134L132 67H131V70H130V67H129V70L130 71H132L133 69H136V68H138V67H140L141 65H140V62H139V58H137ZM204 59V60H203ZM259 59H260V61H259ZM63 60V61H64ZM185 60V61H184ZM196 60H198V61H196ZM200 60V61H199ZM231 60V61H230ZM210 61V62H209ZM254 61V62H253ZM257 61V62H256ZM107 62H109L110 63V61H109V59L108 60H106V62H104L105 64L104 65H102V68L99 66H97L98 67V69H97V67H96V69L97 70H99V71H95V75H96V77H97V79L98 78H100V81H99V79H98V81H97V86L94 84V83H96V80H94V82H93V84L94 85H92L91 87H93V88H91L92 89V91L91 90H89L88 89V91H87V93L86 94H88V92L89 91H91V97L93 98V97H95V96H97V95H100V96H104V94L106 93V97L108 98V101H109V97H110V100H113L112 99V97L114 98V97H116L117 95V92H118V87H119V89H120V87L121 88H125V86H126V88H128V89H130L129 88V86H132V85H126V83L128 82V80H127V76H126V78H125V75H130V74H128L130 71H127L128 70V67H127V70H126V73H123V71L120 73V78H119V80L117 81V82H119L118 83V85L116 84V87L117 88H115V87H113L112 88V90L114 89L115 91H117V92H115L114 90L113 91H111V88L109 89V82H107V81H109L108 79H107V76H111L112 75V73L114 72V71H107V68L109 67V65H107L108 63ZM135 62H136V60H135ZM134 62V63H135ZM136 62V63H137ZM171 62H173V63H171ZM181 62H184V63H181ZM187 62V63H186ZM188 62H189V64L191 65V67L193 68V70H194V72H193V70H192V68L190 69V66H189V64H188ZM192 64H191V63ZM202 62H203V66L204 67H206V68H202ZM256 62V63H255ZM83 63V64H84ZM179 63H180V65H179ZM212 63V64H211ZM250 63L251 64H253V65H250ZM17 64V63H16ZM81 65V67H82V69H84L83 67H86L85 65ZM101 64H103V62L101 63ZM176 64V65H175ZM206 64V65H205ZM209 64V65H208ZM225 64V65H224ZM234 64V63H233ZM255 64H257V65H255ZM55 65V64H54ZM184 65V66H183ZM186 65V66H185ZM200 65V66H199ZM211 65H213V66H211ZM16 66V65H15ZM80 66V65H79ZM78 66V67H79ZM108 66V67H107ZM179 66V67H178ZM189 66V67H188ZM207 66H209L208 67V69H207ZM250 66V67H249ZM258 66V67H257ZM81 67H79V68H81ZM136 67V68H135ZM185 67V68H184ZM188 67V68H187ZM199 69H198V68ZM210 67H212L211 69H210ZM224 67V68H225ZM228 67V66H227ZM226 67V68H227ZM222 68L221 70H220V72H219V74H221V76H225V74L226 73H231L232 72V69L231 68ZM262 67V68H261ZM79 68H77L78 70H80ZM181 68V67H180ZM202 68V69H201ZM22 69L23 68H20L19 69V72H18V77H19V80L18 81H21L22 79H21V71H22ZM81 69V70H82ZM199 71H198V70ZM201 69V70H200ZM234 69H233V74H234ZM78 70H75V72H77ZM101 70V71H100ZM104 70L109 74H104V73H102V72H104ZM204 70V71H203ZM209 70V71H208ZM259 72H258V71ZM196 71V72H195ZM202 71V72H201ZM225 72V73H223V72ZM74 72V73H75ZM96 72H98V73H96ZM116 72V74L118 73V72H120V70L119 71H115ZM114 72V73H115ZM125 72V71H124ZM208 72H210V73H208ZM236 72H235V75H236ZM262 72V73H261ZM79 73H80V71H78L76 74L77 75H79ZM100 73H102V74H100ZM199 73H201V74H199ZM76 74H75V78H73L75 81H73V82H77V78H79V76H76ZM99 74V76H97ZM115 74V75H116ZM124 74V75H123ZM207 74H208V77H206L207 76ZM259 74H260V76H259ZM103 75V76H102ZM105 75H107L106 77H104ZM123 75V76H122ZM199 75V76H198ZM100 76H102V77H100ZM147 76V75H146ZM180 76V77H179ZM202 76V77H201ZM226 76H229L228 74H226ZM225 76V77H226ZM230 76H232V74H230ZM3 77H4V74L2 73V72H0V94H1V96L3 97V100H2V104H4V103H7V102H9L10 101V99H11V97L15 94V92H16V89H17V84L16 83H7V84H4V85H2L1 84V81L3 80ZM197 77H198V79H197ZM206 77V78H205ZM233 77V76H232ZM105 78L107 79V80H105ZM123 78H125V79H123ZM184 78V79H185ZM204 79V81L202 80L201 81V79ZM208 78V79H207ZM102 80V81H101ZM104 80V81H103ZM126 80V82H124ZM145 80V81H144ZM200 80V81H199ZM208 80V81H207ZM121 81H123L124 83H125V86H123L122 84H124L123 82H121ZM212 81V80H211ZM99 82V83H98ZM121 82V83H120ZM191 82H193V83H191ZM208 82L210 83V84H208ZM181 82H176V85L175 86H179L178 84H180ZM256 83H258V81H256V82H254L253 83V88H254V90L255 91H257V92H254V94H255V99H257V96L258 95H261L262 93H263V87L261 88V86H262V84H260V83H258V84H256ZM98 84H100L99 85V87H98ZM103 84H106V86L105 85H103ZM109 84V85H108ZM121 84V85H120ZM193 84V85H192ZM203 86H202V85ZM206 84H208V85H206ZM254 84H255V86H254ZM260 84V85H259ZM180 85H182V83L180 84ZM196 87H195V86ZM199 85L201 86V87H199ZM215 85V87H213ZM217 85V86H216ZM221 85H223V88H219V87H222ZM104 86V87H103ZM123 86V87H122ZM207 86H209V87H207ZM210 86H212L211 88H210ZM225 86V87H224ZM257 86V87H256ZM95 87H96V89L98 90H96L95 89ZM101 87V88H100ZM148 87V86H147ZM193 87H195L194 89H193ZM103 88V89H102ZM107 88V89H106ZM206 88V89H205ZM216 88V89H215ZM227 90H226V89ZM258 88V89H257ZM95 90V93H94V90ZM147 89V88H146ZM199 90V91H197V90ZM210 89V90H209ZM211 89L212 90H214V92L213 91H211ZM220 89V90H219ZM225 89V90H224ZM259 89H262L261 91L259 90ZM101 90V91H100ZM105 90V91H104ZM111 92H110V91ZM139 90H141V91H139ZM196 90V91H195ZM200 90L203 92H201L200 93ZM204 90V91H203ZM224 90V91H223ZM103 91V92H102ZM110 92V96L108 97V95H109V92ZM195 91V92H194ZM223 91V92H222ZM226 91V92H225ZM260 91V92H259ZM100 92H102V94L100 93ZM197 92V93H196ZM218 92V93H217ZM104 93V94H103ZM115 93V94H114ZM188 93V92H187ZM194 93V98H190L189 96H191V97H193V95H191V94H193ZM204 93H206V94H204ZM213 93V94H212ZM232 93H234V91L232 90ZM231 93V94H232ZM236 93H238V91L236 92ZM256 93L258 94V93H260V94H258V95H256ZM89 94H90V92H89ZM95 95V96H92V95ZM97 94V95H96ZM108 94V95H107ZM115 95V96H114ZM135 95H137V96H135ZM185 95H189V96H185ZM203 95V96H202ZM239 95V94H238ZM241 95V94H240ZM264 95V94H263ZM263 95H261V96H258V97H260V99L263 101H260V99L258 98L257 100L258 101H256L257 102V106H258V108H260L261 110L260 111H262V115L264 116V107H262L261 108V104H262V106H264L263 104H264V96ZM88 95H86V98L89 100H91V98H90V96H88ZM185 96V97H184ZM235 97H233L232 96V98L234 99V98H238V99H234V100H240V98H241V96H239V97H236L237 96V94L236 95H234ZM190 99H189V98ZM119 98V97H118ZM185 98H187V99H185ZM200 98H203V99H205V100H202V99H200ZM128 99V100H127ZM177 99H175V101H177ZM194 100L195 102H193L192 100ZM124 100H127L126 101V104H125V102H124ZM190 100V101H189ZM218 100H221V101H218ZM227 100V101H226ZM188 101V102H187ZM207 102V104H205L204 102ZM210 103H209V102ZM212 101V102H211ZM134 102L135 103H137V105L135 104L134 105ZM190 102V103H189ZM197 102V103H196ZM203 102V107H205V108H202L203 110H200V106H202L201 105V103ZM219 102V103H218ZM230 102V103H229ZM259 102V103H258ZM131 103V104H130ZM192 103V104H191ZM196 103V104H195ZM217 104V105H213V104ZM224 103H226V104H224ZM133 104V105H132ZM221 104V105H220ZM260 106H259V105ZM124 105H125V107H124ZM126 105H127V107H126ZM212 105V106H211ZM226 106V107H223V106ZM136 106V107H135ZM194 106V107H193ZM195 106H198L199 107V109H198V107H195ZM208 106V107H207ZM219 106H221L220 107V109L218 108ZM134 107V108H133ZM177 108V109H176ZM207 108V109H206ZM208 108H210V109H208ZM211 108H212V110L215 108V110H213V111H215V112H213L212 110H211ZM217 108V109H216ZM134 109V110H133ZM173 109H175V111L173 110ZM196 109H198V112L196 111ZM206 109V110H205ZM246 109H247V107H246ZM136 110V111H135ZM139 110V111H138ZM208 110V112H206ZM210 110V111H209ZM217 110H219V112H217ZM242 110L243 111H245V112H243L244 114L246 113H249V109L246 111L245 109H241V110H239L240 112H238V113H241L242 112ZM125 111V112H124ZM134 111V112H133ZM224 110H222V112H223ZM129 112V113H128ZM144 114H143V113ZM201 112H205V113H201ZM213 112V113H212ZM138 113V114H137ZM147 113H148V115H147ZM197 113H198V115H197ZM219 113V114H218ZM223 113H225V112H223ZM251 113V112H250ZM249 113V114H250ZM208 114V115H207ZM215 114H216V116H215ZM242 114V113H241ZM241 114H238L241 118H243L244 120H246L247 118H251V115H247V116H243V114L241 115ZM202 115H204L203 117H202ZM217 115H219V117L221 116V118H219ZM142 116V117H141ZM200 116H201V118H200ZM113 117V116H112ZM121 117H122V119H121ZM213 117H215V119L213 118ZM247 117V118H246ZM49 119L48 120H50V117H48ZM109 118V120L111 119V117L108 115V117L106 118V119H108ZM128 118V119H127ZM130 118V119H129ZM133 118V119H132ZM196 118V120H198L197 122H195L196 120H193V119H195ZM72 121H70L68 124H71V123H74V125H70L71 126V128L70 129H72V127H73V129L74 130H76V131H73V129L72 130H70L69 129V131H71V133L69 134L68 133V135H69V137H71L72 138V136H77L78 134V130H79V128H80V125H78L80 122L78 121V120H80V119H78L77 121H74V118L72 117ZM138 119V120H137ZM203 121H202V120ZM208 119V120H207ZM210 119H212L213 120V122H212V120L210 121ZM218 119V120H217ZM226 119L227 120H229V121H227L226 123L229 125H227L226 127H222V126H220V125H218L217 124V122L218 123H220V122H225L226 121ZM122 120V121H121ZM133 120V121H132ZM190 120L192 121L193 120V122L192 123H190ZM222 120V121H221ZM225 120V121H224ZM126 121H128V122H126ZM205 121V123H204V125H203V123L202 122H204ZM78 123V124H76V123ZM189 122V124H187ZM197 123L193 128H191L192 130H191V132L189 131H187V132H185L187 129H188V125H193V123ZM201 122V123H200ZM208 122V123H207ZM113 123V122H112ZM194 123V124H195ZM210 123V124H209ZM214 123V124H213ZM242 123H246V122H242ZM67 123H66V125L65 126H63V127H61L62 129L60 130L62 133H67V131L65 130V128H68L69 127V125H68ZM136 124V125H135ZM198 124H200V125H198ZM216 124V125H215ZM185 125H187V126H185ZM215 125V126H214ZM219 126V128H218V126ZM41 126V125H40ZM67 126V127H66ZM78 127V130L76 129V127ZM121 126H123V128L121 127ZM126 126H128V127H126ZM176 126V127H175ZM177 126H178V128H177ZM184 126V128L186 129V130H184V136L181 134V132H182V130L184 129V128H182ZM198 126H200L201 128L200 129H198L199 127ZM51 127H53V126H51ZM51 127L49 128V129H51ZM55 127V126H54ZM53 127V128H54ZM125 127V128H124ZM176 129H175V128ZM192 127V126H191ZM202 127H203V129H202ZM108 128V129H109ZM120 128V129H119ZM129 128H130V130H129ZM159 128V129H158ZM208 128V129H207ZM215 128V129H214ZM223 128V129H222ZM173 129V130H172ZM174 129H175V132H174ZM178 129H180V132L178 131ZM195 129V130H194ZM207 129V130H206ZM211 129V130H210ZM212 129H214V130H212ZM216 129H218V130H216ZM52 130V129H51ZM189 130V129H188ZM216 130V131H215ZM225 130V131H224ZM59 131V132H60ZM65 131V132H64ZM68 131V132H69ZM128 131V132H127ZM211 131V132H210ZM214 131V132H213ZM217 131H219V132H221V134L223 133V132H225L224 134V137L225 138H223V137H221V136H223V135H221L219 132H217ZM223 131V132H222ZM255 131V130H254ZM60 132V133H61ZM126 133V135H125V133ZM168 132V131H167ZM205 132V133H204ZM256 132V131H255ZM255 132H252L251 134L254 136L255 135ZM53 133V132H52ZM72 133H75V134H72ZM214 134V137H213V134ZM217 135H216V134ZM219 133V134H218ZM258 134H260L259 132H257ZM117 134V135H116ZM179 134L180 135H182V136H179ZM202 134V135H201ZM211 134V135H210ZM250 134V135H251ZM258 134H256L257 136H259ZM33 135V134H32ZM68 135L67 134H63V136H61V138H60V136L58 137V138H60L59 140H58V142L60 143V142H63V140H62V137L65 139V136H67L66 137V139H65V143L63 142V143H58L59 144V147H60V145L62 146V148H60L57 152H59V154L57 153L56 155H60L61 154V152H64V151H66L67 150V146L69 145V144H67L66 145V142L67 143H69L70 141H69V139H71V138H68ZM113 135V136H112ZM126 137H124V136ZM177 135V136H176ZM204 135V136H203ZM228 137H227V136ZM250 135L248 136V137H250ZM255 135V136H256ZM75 136V137H76ZM106 136V135H105ZM110 136V137H109ZM116 136H117V138H116ZM172 136V137H171ZM188 138H187V137ZM220 136V140L218 139V137ZM230 136H232L233 137V139H232V137H230ZM246 136V135H245ZM253 136H251V137H253ZM256 136V137H257ZM115 137V138H114ZM123 137V138H122ZM170 137V138H169ZM183 137V138H182ZM231 138L232 140L230 141V139L229 140H227L226 141V139H228V138ZM256 137H253L254 139L256 138ZM74 138V137H73ZM111 138V139H110ZM119 138L121 139V141L123 140L124 142H123V146H122V142H121V146L119 145L120 144V140H119ZM168 138V139H167ZM183 140H182V139ZM205 138H207V139H205ZM247 138V137H246ZM114 141H113V140ZM166 139V140H165ZM170 139V140H169ZM188 140L187 142H184L185 140ZM202 141H201V140ZM206 141H205V140ZM212 139V140H211ZM216 139H217V143L219 144H216ZM225 139V140H224ZM258 139H261V137H259ZM117 140H119V142L117 141ZM210 140V141H209ZM223 140V141H222ZM241 140V141H240ZM26 141L27 142H29L30 140H29V137H26ZM169 141H172V142H169ZM190 141V142H189ZM201 141V142H200ZM215 141V142H214ZM220 141H222V142H220ZM226 141V142H225ZM235 141V142H234ZM112 142V143H111ZM115 142V143H114ZM125 142H127V144L125 143ZM160 142H162V143H160ZM164 142V143H163ZM204 142H206V143H204ZM220 142V143H219ZM228 142V143H227ZM243 142V143H242ZM41 143H42V140H41ZM119 143V144H118ZM125 143V144H124ZM168 144L169 145V147H165L164 146V144ZM174 143V144H173ZM190 144V146L188 145V144ZM201 143V144H200ZM209 143V144H208ZM225 143H227V144H225ZM116 144V145H115ZM163 144V145H162ZM192 144V145H191ZM195 144V145H194ZM204 144H206V145H204ZM108 145V146H107ZM110 145V146H109ZM114 147H113V146ZM120 147H119V146ZM125 145V146H124ZM130 145H132V146H129ZM137 145H139L140 147H137ZM170 145H172V146H170ZM64 146L66 147V148H64ZM165 148H164V147ZM192 146V147H191ZM210 146V147H209ZM113 147V148H112ZM116 147V149H117V147L119 148V150L117 149V151L114 149ZM135 147V148H134ZM157 147V148H156ZM161 149H160V148ZM174 147V148H173ZM112 148V149H111ZM123 148H124V150H123ZM126 148H128L127 149V153L129 152V150H130V152H132V154H130V152L127 154L126 153ZM143 148H146V150L145 149H143ZM160 149V150H157V149ZM162 148H164V149H162ZM188 148V149H187ZM135 149V150H134ZM140 149V150H139ZM195 149V150H194ZM64 150V151H63ZM72 151H73V153H74V149H71ZM71 150H70V152H69V156L68 157H70V153H71ZM144 150V151H143ZM157 150V151H156ZM170 150V151H169ZM186 150V151H185ZM191 150V151H190ZM220 150H221V152H220ZM117 153H116V152ZM138 151H139V153H138ZM153 151H154V153L155 152H157L156 154V156L158 157H155L154 155V153H153ZM173 151H174V153H173ZM176 151V152H175ZM177 151H181L180 153L179 152H177ZM183 151H184V153H183ZM214 151H216L215 153H214ZM143 152V153H142ZM152 152V153H151ZM115 153V154H114ZM122 153H123V155H122ZM137 153V154H136ZM158 153H160V157L158 156ZM179 153V154H178ZM192 153H193V156H192ZM120 154V155H119ZM152 154V155H151ZM154 154V155H153ZM162 154H164L163 152H162ZM183 154H184V156H183ZM217 154V155H216ZM54 155H55V153H54ZM102 155H103V157H102ZM118 155V156H117ZM124 155H125V157H124ZM130 155H132V156H130ZM139 155V156H138ZM142 155V156H141ZM145 155V156H144ZM197 155V156H196ZM207 155V156H206ZM210 155V156H209ZM104 156H105V158H104ZM114 156V157H113ZM128 156V157H127ZM153 156V157H152ZM198 156H206V159H201V158H198ZM211 156H212V158H211ZM215 157V159H214V157ZM68 157H67V159H65L66 160V163H67V161H68V163H70V161H69V159H68ZM72 157V156H71ZM70 157V158H71ZM116 157V158H115ZM121 157V158H120ZM132 157V158H131ZM151 157H152V159H151ZM162 157V158H161ZM178 157H177V159H178ZM208 157V158H207ZM255 158H257L258 159V157H256V156H254ZM124 158V159H123ZM156 158V159H155ZM176 158V157H175ZM179 158V159H180ZM196 158L197 159H199V163H197V161L198 160H196ZM209 158H211V160H209ZM73 159L74 158H71L70 160L73 162ZM112 159H117V160H115V161H113ZM128 161H127V160ZM131 159V160H130ZM150 159V160H149ZM161 159V160H160ZM177 159H175V160H177ZM193 159V160H192ZM202 161H201V160ZM213 159V160H212ZM245 159V160H244ZM65 160H64V162H65ZM82 160L83 159H78V161H76L75 163H76V167H78V168H80L81 166L83 167V165L81 164L82 163ZM239 160V161H238ZM81 162V163H78V162ZM107 161V162H106ZM168 161V160H167ZM194 161V162H193ZM229 161V162H228ZM236 161V162H235ZM247 161V162H246ZM253 161V162H252ZM262 161V162H261ZM71 162V163H72ZM96 162V163H95ZM196 162V163H195ZM204 162V161H203ZM210 162H211V164H210ZM243 162V163H242ZM67 163V164H68ZM74 163V162H73ZM72 163V164H73ZM91 163H93V164H91ZM126 163H128V164H126ZM231 163V164H230ZM253 163V164H252ZM102 164V163H101ZM112 166H111V165ZM206 164V165H205ZM232 164H234V165H232ZM237 164V165H236ZM239 164V165H238ZM243 164V165H242ZM251 164V165H250ZM70 165V164H69ZM80 165V166H79ZM90 167H89V166ZM213 165V166H212ZM223 165V166H222ZM229 165V166H228ZM232 165V166H231ZM101 166V167H100ZM118 166V167H117ZM126 166V167H125ZM138 166H139V168H138ZM210 166H211V168H210ZM228 166V167H227ZM242 166V167H241ZM249 166V167H248ZM75 167V168H76ZM83 167V168H84ZM111 167V168H110ZM116 167V168H115ZM234 167H236V169L234 168ZM77 168V169H78ZM110 168V169H109ZM135 168V169H134ZM138 168V169H137ZM161 168H162V171H161ZM227 168V169H226ZM99 169V170H98ZM101 169V170H100ZM109 171H108V170ZM129 169V170H128ZM202 169H203V167H202ZM218 169V170H217ZM232 169V170H231ZM97 170V171H96ZM112 170H114V171H112ZM116 170V171H115ZM133 170V171H132ZM138 170V171H137ZM211 170V171H210ZM234 170H236V171H234ZM83 171V170H82ZM100 171V172H99ZM111 171H112V173H111ZM126 171H128V172H126ZM133 173H132V172ZM103 172V173H102ZM105 172V173H104ZM108 172V173H107ZM125 172V173H124ZM130 172V173H129ZM255 172V171H254ZM88 173H90V174H88ZM124 173V174H123ZM127 173V174H126ZM132 173V174H131ZM213 175H212V174ZM104 174V175H103ZM106 174V175H105ZM110 174L112 175V176H114V177H112V176H110ZM162 175L161 177L162 178H160V176L159 175ZM208 174V175H207ZM215 174V175H214ZM99 175V176H98ZM234 175H235V177H234ZM64 176V177H63ZM107 176V177H106ZM109 176V177H108ZM124 176H126V177H124ZM202 176H201V178H202ZM207 176V177H206ZM215 176V177H214ZM238 176H240V177H238ZM56 176H54V178H55ZM59 177H60V175H59ZM58 177V179H60ZM67 177V176H66ZM106 177V178H105ZM111 177H112V180H111ZM156 177V178H155ZM158 177V178H157ZM246 177V178H245ZM107 178H109V179H107ZM237 178V179H236ZM242 178H243V180H242ZM39 179H40V177H39ZM58 179H56V181L58 180ZM64 179V180H63ZM146 180V181H144V180ZM161 179V180H160ZM240 179V180H239ZM109 180V181H108ZM205 180V181H204ZM108 181V182H107ZM139 181V183L137 184L136 182H138ZM68 182H71V183H68ZM89 182H91V184H89ZM97 182V183H96ZM225 182V183H224ZM245 182V183H244ZM38 183V188L37 189H35L36 188V184ZM95 183H96V187H95ZM111 183V184H110ZM229 183V184H228ZM61 184V185H60ZM67 184H75V185H70V187H68V186H66ZM77 184V185H76ZM101 184H102V186H101ZM108 184H110V185H108ZM154 184V185H153ZM159 184V185H158ZM161 184V185H160ZM43 185V186H42ZM50 185H51V187H52V185L53 186H55V187H57V188H55V189H52V188H54V187H50ZM57 185H59V186H57ZM79 185V186H78ZM108 185V186H107ZM148 187H147V186ZM219 185V186H218ZM43 187V189L46 191H44L43 189H40V188H42ZM72 186V187H71ZM82 186V187H81ZM134 186V187H133ZM137 186V187H136ZM144 186H146L147 188H144ZM155 186V187H154ZM160 186V187H159ZM209 186H211L212 188H210ZM224 186V187H223ZM74 187V188H73ZM76 187V188H75ZM96 188L95 189V191H98V192H95L94 191V188ZM100 187V188H99ZM101 187H104V188H101ZM132 187L134 188V189H136V191L134 190V189H132ZM140 187V188H139ZM208 187H209V189H208ZM251 187H257V190H256V188H255V194L253 195V193H251V191L249 190V188H251ZM12 188H14V189H12ZM12 188H10V189H8V190H13V191H6L7 193L9 192V196H12V197H14V196H16L15 194V188L16 187H14L13 185H12ZM25 188V189H24ZM46 188V189H45ZM65 190H64V189ZM88 188H90V192L91 193H89L88 194ZM130 188V189H129ZM153 188H154V190H153ZM222 188V189H221ZM25 191H24V190ZM30 189V190H29ZM60 189V190H59ZM63 189V190H62ZM78 189V190H77ZM98 189V190H97ZM101 191H100V190ZM107 189V190H106ZM147 189H148V191H147ZM163 189V190H162ZM213 189V190H212ZM246 189H248V191L246 190ZM36 190V193L34 194L32 191H35ZM40 192H38V191ZM41 190H42V192H41ZM53 190V191H52ZM82 190V191H81ZM125 190V191H124ZM128 190H130V191H128ZM137 190H139V191H137ZM152 190V191H151ZM161 190V191H160ZM58 191V192H57ZM67 191H68V193H67ZM70 191H71V193H70ZM76 191V192H75ZM86 193H85V192ZM93 191V192H92ZM100 191V192H99ZM103 191V192H102ZM104 191L105 192H107L106 194H110L109 196H108V198H110V200H111V202L109 201V200H107L106 198H104L105 196H104ZM113 191H115V192H113ZM119 191H121V192H125V193H121L120 194V192ZM155 191H160V192H158V196L155 194L154 196H153V192H155ZM208 191H209V193H208ZM238 191V192H237ZM11 192V193H10ZM13 192V193H12ZM32 192V193H31ZM54 192H55V194H54ZM65 192V193H64ZM152 192V193H151ZM230 192V193H229ZM7 193H5L4 191H3V194L2 193H0V196H3L4 194H5V197H7L6 195H7ZM15 193V194H14ZM31 193V194H30ZM58 193V194H57ZM79 193V194H78ZM84 193V194H83ZM94 195H93V194ZM96 193H98V194H96ZM100 193H102L103 194V196L101 195H99ZM117 193V194H116ZM131 193V194H130ZM138 195H137V194ZM161 193V194H160ZM251 193V194H250ZM10 194H12V195H10ZM14 194V195H13ZM38 194H40V195H38ZM61 194V195H60ZM66 194H68V195H66ZM72 196H70V195ZM91 194V195H90ZM105 194V195H106ZM114 194V195H113ZM118 194H120V195H118ZM122 194H123V196H122ZM141 194V195H140ZM145 196H144V195ZM164 194V195H163ZM242 196H241V195ZM25 195V196H24ZM30 195H36V196H30ZM46 195H47V197H46ZM50 195H51V197H50ZM56 195H58V196H56ZM83 195H84V198H82L83 197ZM98 195V196H97ZM116 195V196H115ZM152 195V196H151ZM163 195V197H161ZM167 195V196H166ZM251 197H250V196ZM18 196H16V197H18ZM64 196V197H63ZM66 196V197H65ZM80 196V197H79ZM112 196H113V198L115 199V198H118V199H115V201H113L114 199L112 198ZM118 196V197H117ZM120 196H121V199L119 200V198H120ZM137 196H139V197H137ZM151 196V197H150ZM155 196H157V198L155 197ZM23 197V198H22ZM67 197H68V199H67ZM78 197V198H77ZM89 197V198H88ZM97 197V198H96ZM99 197H100V199H99ZM107 197V196H106ZM131 197H132V199L134 200H132L131 199ZM213 197V199H211ZM238 197V198H237ZM254 197V198H253ZM3 198H4V196H3ZM2 198V199H3ZM28 198V199H29ZM61 198H63V199H61ZM65 198V199H64ZM74 198V199H73ZM79 198H81V199H79ZM91 198V199H90ZM93 198H95V199H93ZM101 198H103V199H101ZM123 198V199H122ZM129 198V199H128ZM158 198H159V201H158ZM165 198V199H164ZM256 198V201H254V199ZM24 199V200H25ZM53 199V200H52ZM106 199V200H105ZM157 199V200H156ZM162 199V200H161ZM164 199V200H163ZM225 199V200H224ZM228 201H227V200ZM230 199H231V201H230ZM23 200V201H24ZM60 200H61V202H60ZM64 200V201H63ZM77 200V201H76ZM101 200H103V201H101ZM106 202H105V201ZM118 200V201H117ZM128 200V201H127ZM150 200H152V199H150ZM243 200V201H242ZM23 201H22V203H23ZM50 203H49V202ZM67 201V202H66ZM69 201V202H68ZM73 201V202H72ZM76 201V202H75ZM82 202V205H81V202ZM100 203H99V202ZM108 201V202H107ZM115 202L116 204L114 205V203L113 202ZM117 201V202H116ZM128 203V206H126L127 205V203ZM137 201V202H136ZM169 201H171V205H170V202ZM207 202H209V200H208V198H207V200H206ZM215 201V200H214ZM248 202V203H250V201L252 202V201H254V208H255V210H256V212H251L249 215H245V214H243L244 213V209H243V202L244 203H246V202ZM16 202H18V201H16ZM47 202V203H46ZM92 202H93V204H92ZM95 202V203H94ZM104 204H103V203ZM123 202V203H122ZM136 202V203H135ZM140 202V201H139ZM149 202L151 203V201H147V203H148V205L147 206H150V204H149ZM157 202V203H156ZM242 202V203H241ZM72 203V204H71ZM75 203V204H74ZM102 203V204H101ZM124 205H122V204ZM129 203H131V204H129ZM160 203V204H159ZM169 203V204H168ZM226 203V204H225ZM229 203V204H228ZM231 203H233V204H231ZM48 204V205H47ZM68 204V205H67ZM109 204V206L111 205V204H113V206L111 205V210L113 209H116V210H114V212L113 211H110V209L108 210V208H110V207H108L107 205ZM118 204H120L119 206H118ZM222 204V205H221ZM243 204V205H242ZM257 206H256V205ZM39 205V206H38ZM54 205V206H53ZM63 206V208H65L64 210L62 209V206ZM74 205V206H73ZM85 205V206H84ZM92 205V206H91ZM98 205V206H97ZM167 205V206H166ZM173 205V206H172ZM225 205V206H224ZM29 206H32V204L31 205H29ZM46 206V207H45ZM50 206V207H49ZM61 206V207H60ZM126 206V207H125ZM131 207V209H130V207ZM169 206L170 207H172V208H170V210H169ZM227 206V207H226ZM31 208V207H29V209H28V211L29 212H31L30 214H33V212L35 213L36 212V208ZM41 207V208H40ZM45 207V208H44ZM54 207H56V208H54ZM70 207V208H69ZM76 207V208H75ZM81 209H80V208ZM84 207V208H83ZM97 207L99 208V209H97ZM112 207H116V208H112ZM121 208V209H118V208ZM123 207V208H122ZM135 207H136V211L134 212V210H135ZM242 207V208H241ZM58 208V209H57ZM83 208V209H82ZM93 208H94V210H93ZM102 208V209H101ZM139 208V209H138ZM173 208H176L174 211L176 212L175 213V215H174V212H173ZM35 210V211H33V210ZM45 209V210H44ZM49 209H50V212L52 213V215H51V213H48L49 212ZM69 209H70V211H69ZM87 209V210H86ZM95 209H96V211H97V215H96V211H95ZM105 211H104V210ZM106 209H107V211H110V212H108L106 215H107V218L109 219L108 221H103V223L105 222L106 224H107V226H109V227H107L106 226V224H102L101 223V227H100V225H99V221L101 222V220H102V218H100L101 216V214H103L104 212H107L106 211ZM160 209V210H159ZM238 209V210H237ZM42 210H44V212L42 211ZM59 210V211H58ZM63 210V211H62ZM68 210V211H67ZM80 210V211H79ZM85 210V212L86 213H84L83 211ZM118 210H119V212H118ZM121 210H123V211H121ZM129 210H132V211H129ZM151 210V211H150ZM156 210H158L157 212H155ZM168 210V211H167ZM56 211H58V212H63L62 214L63 215H56L57 214V212ZM94 211V212H93ZM98 211H99V214H98ZM160 211V212H159ZM169 212L171 215H169V213H167V212ZM238 211V212H237ZM241 211V212H240ZM54 212H56V213H54ZM78 212L82 215V213L81 212H83V215L81 216L80 214L78 215ZM91 212V213H90ZM92 212H93V214H92ZM112 212H113V214H112ZM126 212V213H125ZM131 212H132V214H131ZM134 212V213H133ZM163 212V213H162ZM219 212H220V209H219ZM37 213V212H36ZM75 213V214H74ZM121 213V214H120ZM128 213V214H127ZM130 213V214H129ZM152 213V214H151ZM173 213V214H172ZM241 213V214H240ZM66 214V215H65ZM74 215V217H73V215ZM86 214V215H85ZM90 214V215H89ZM159 214V215H158ZM161 214H162V216H161ZM169 215V217H168V215ZM234 214V215H233ZM256 214V215H255ZM50 215V216H49ZM56 215V216H55ZM68 215V216H67ZM71 215H72V217H73V219H72V217H71ZM91 217H89V216ZM116 215V216H115ZM127 215V216H126ZM132 215V216H131ZM154 215V216H153ZM176 215H177V218H176ZM54 216V217H53ZM63 216V217H62ZM108 216H110V218L108 217ZM114 216H115V218H114ZM126 216V217H125ZM160 216V217H159ZM166 216H167V218H166ZM243 216V217H242ZM62 217V219H60ZM117 217V218H116ZM128 217V218H127ZM134 217H135V219H134ZM161 217H162V219H161ZM175 217V218H174ZM234 217V218H233ZM236 217H237V219H236ZM250 217V218H249ZM65 220H64V219ZM87 218V220H85ZM126 218V219H125ZM229 218H230V220H229ZM246 218V219H245ZM89 219H91V220H93V221H91V220H89ZM98 219H99V221H98ZM101 219V220H100ZM122 219V220H121ZM123 219L125 220V221H129L131 224H129L130 225V227L131 228H133L132 230H130V227L125 231V233L126 234H129V237H126V239H127V241L125 242L124 241V239H122L121 241H123V242H121V241H118L119 239H121L122 237H124V236H126V234L123 236V235H120V234H118L117 233V231L118 230H120V228H121V222L123 221ZM130 219H131V221H130ZM158 219V220H157ZM159 219H161L160 221H159ZM47 220V222H49L50 223V220L49 219H46ZM49 220V221H48ZM107 220V219H106ZM112 220V221H111ZM113 220L115 221V222H113ZM132 220H134V221H132ZM165 220V221H164ZM88 223H87V222ZM90 221V222H89ZM95 221V222H94ZM98 221V223H96ZM112 222V225H111V222ZM121 221V222H120ZM141 221V222H140ZM142 221H143V224H142ZM230 221V222H229ZM232 221V222H231ZM235 221V222H234ZM243 221H245V223L243 222ZM247 221V222H246ZM250 221V222H249ZM46 222V223H47ZM64 222V223H63ZM81 222L82 223H84V224H81ZM94 222V223H93ZM108 222V223H107ZM124 222V221H123ZM134 222H136V224L134 223ZM49 223H47L45 226L43 225V228L44 229H46L47 227H49L48 226V224ZM89 223H91V224H94L95 226H97L98 228V230H96L95 231V233H93L94 232V230L93 231H91L92 232V234H91V232L89 233V231L90 230H92V229H89V228H91V224H89ZM110 223V224H109ZM128 223V222H127ZM134 223V226L135 227H133V224ZM138 223V224H137ZM229 223V224H228ZM89 224V225H88ZM109 224V225H108ZM120 225V228L118 229V227H119V225ZM123 224V223H122ZM142 224V225H141ZM244 224V225H243ZM252 224V225H251ZM57 225V224H56ZM86 225H87V227H86ZM102 225H103V227H105L106 226V228L104 229V232H103V230H101V229H103L102 228ZM148 225V226H147ZM179 225V224H178ZM257 225V226H256ZM84 226V227H83ZM88 226H90V227H88ZM118 226V227H117ZM142 226V227H141ZM144 226H147V228H149V230L146 228V227H144ZM180 226V227H179ZM177 228H178V230L180 229H182L181 228V226H183V225H179ZM235 226V227H234ZM246 226V227H245ZM252 228H251V227ZM100 227V228H99ZM141 227V228H140ZM245 227V228H244ZM43 228L41 229V230H39L38 229V232H37V230H35L34 229V226H33V231H36V232H33L31 229L32 228H30L28 231H26V232H28V234L29 233H31V235H28L27 233H26V236H28V237H31L32 235H36V234H38V235H36V236H32V238L35 240V241H37L38 242V239L39 240H41V237L40 236H42L43 238H42V240L45 238V230H43ZM55 228L57 229V231L56 232H58L59 231V226H54V230H52V233H53V231H54V233L53 234H51V235H54L56 232H55ZM108 228V229H107ZM117 229V230H115L114 231V229ZM145 229V230H142L141 231V229ZM256 228V229H255ZM83 229V230H82ZM86 229H88V230H86ZM100 229V230H99ZM113 229V230H112ZM137 229V230H136ZM139 229H140V231H139ZM156 229V230H155ZM244 229V230H243ZM262 229V230H261ZM151 230V231H150ZM155 232H154V231ZM241 232H239V231ZM251 230H252V234L250 233L251 232ZM40 231V232H39ZM86 231H87V234H86ZM98 231V232H97ZM99 231H100V233H99ZM131 231V232H130ZM137 231V232H136ZM139 231V232H138ZM245 231H247L246 232V234H245ZM260 231V232H259ZM34 234H33V233ZM105 232H106V234H105ZM128 232H130V233H132L131 235L132 236H130V233H128ZM147 232H149V233H147ZM238 232H239V234H238ZM262 232V233H261ZM43 235H42V234ZM99 233V234H98ZM102 233V234H101ZM116 233L118 234V235H116ZM144 233V234H143ZM146 233V234H145ZM150 233H151V235H150ZM157 233H159L158 235H157ZM243 233V234H242ZM254 233V234H253ZM260 233V234H259ZM41 234V235H40ZM101 234V235H100ZM108 234V235H107ZM136 234V235H135ZM143 234V235H142ZM154 234H156L155 236H154ZM242 234V235H241ZM122 236L121 238H120V236ZM135 235V236H134ZM138 235H141V236H143L144 237V235L146 236V237H144V238H140ZM244 235V236H243ZM247 235H248V237H247ZM258 235V236H257ZM119 236V237H118ZM128 236V235H127ZM241 236H243V237H241ZM22 237V236H21ZM24 237H25V235H24ZM95 237H97V238H95ZM102 237H104V238H102ZM109 237H113V238H109ZM119 239H118V238ZM140 239H139V238ZM255 237V238H254ZM257 237V238H256ZM261 237V238H260ZM23 238V237H22ZM26 238V237H25ZM75 238H76V240H75ZM95 238V239H94ZM99 238V239H98ZM101 238V239H100ZM109 238V239H108ZM168 238L169 239H173V240H175V241H173V242H171L172 240H168ZM111 239H113V242H111L110 240ZM115 239H117L116 240V242H114L115 241ZM134 239V240H133ZM139 240V242H138V240ZM142 239V240H141ZM153 239H154V241H153ZM157 239H159L160 240V242H158V240ZM162 239V240H161ZM236 239H238V240H236ZM245 239H248V240H245ZM98 240H100L99 242H98ZM106 240V241H105ZM130 240V241H129ZM141 240V241H140ZM94 241H92V242H94ZM108 241H110L111 243H114L113 245H112V248L113 247H115V243H117V242H119V243H117L116 244V246L118 245V248L116 247V250H117V253H116V250H115V248L114 249H112L111 251H109L110 249H109V247H108ZM143 241H145V242H143ZM153 241V242H152ZM162 241V242H161ZM243 241H242V243H243ZM247 241V242H246ZM131 242V243H130ZM137 244H136V243ZM142 242V243H141ZM150 242H152L151 244H150ZM155 242H157L155 245H154V243ZM16 243V242H15ZM126 243V245H124ZM134 243L136 244V245H134ZM164 243V244H163ZM173 243V245H171ZM175 243V244H174ZM180 243V245H178ZM16 244H18V242L16 243ZM121 244H123V247H122V245H121V247H120V245ZM143 244H144V246H143ZM183 244V243H182ZM93 245V246H92ZM105 245H107V247L105 248ZM139 245V246H138ZM150 245V246H149ZM152 245H154V246H152ZM163 245V246H162ZM176 245H178L176 248H178V250L177 249H174L175 248V246ZM18 246V245H17ZM135 246V247H134ZM138 246V247H137ZM141 246V247H140ZM147 246V247H146ZM168 246H171V247H168ZM262 249H264L263 247H264V245H259ZM91 247V248H90ZM92 247H93V249H95V250H93L92 249ZM95 247V248H94ZM101 247V248H100ZM104 247V248H103ZM166 247H168L167 249H166ZM123 248V249H122ZM136 248V249H135ZM141 248V249H140ZM144 248V249H143ZM147 248V249H146ZM151 250H149V249ZM155 248H157V249H155ZM187 248V247H186ZM91 249H92V251H94V252H92L91 251ZM101 249H103V251L101 250ZM127 249V250H126ZM132 249V250H131ZM167 251H166V250ZM170 249V250H169ZM101 250V251H100ZM108 250V251H107ZM130 252H129V251ZM133 250H135V251H133ZM140 250V251H139ZM146 250V251H145ZM165 250V251H164ZM171 250H173L172 252H170ZM177 252H176V251ZM180 250V251H179ZM241 250L243 251V248H241ZM97 251V252H96ZM106 251V252H105ZM114 251H115V253H114ZM125 251V252H124ZM138 251V252H137ZM147 251H149V252H147ZM158 251H159V253L160 254H157L158 253ZM161 251H162V253H161ZM175 251V252H174ZM241 251V252H242ZM244 251H245V249H244ZM93 253V255L91 254V253ZM96 252V253H95ZM101 252H102V254H101ZM108 252L111 254V252H112V256H113V254H115V256H114V258L111 256V255H109L108 256ZM126 252H128V253H126ZM136 252V253H135ZM157 252V253H156ZM166 252V253H165ZM180 252V253H179ZM98 253H99V255H98ZM107 253V254H106ZM133 253V254H132ZM154 254V256L152 255V254ZM179 253V254H178ZM243 253V252H242ZM90 254H91V256H90ZM130 256H129V255ZM151 254V255H150ZM161 254H163V256L161 255ZM173 254V255H172ZM184 254V255H183ZM89 255V256H88ZM125 255V256H124ZM143 255L146 257H143ZM160 255V256H159ZM175 255V256H174ZM177 255H178V257L180 258V260H179V258L177 257ZM83 256H84V258H83ZM106 256V257H105ZM129 256V257H128ZM142 256V257H141ZM150 256V257H149ZM159 256V257H158ZM181 256V257H180ZM110 258L111 259V257H112V259H113V262H112V260H107V261H105V259H103V258ZM135 257V258H134ZM149 257V258H148ZM160 257H164V258H160ZM171 257V258H170ZM182 257V260H183V262L184 261H186V262H188V259L187 260H185L184 258ZM85 258H86V260H88L87 262H86V260H85ZM116 258V259H115ZM125 258H127V259H125ZM143 258V259H142ZM145 258V259H144ZM152 258V259H151ZM175 258V259H174ZM131 259V260H130ZM160 259H165V261L163 260V261H160ZM174 259V260H173ZM176 259V260H177ZM105 262H104V261ZM138 262H137V261ZM140 260V261H139ZM149 260V261H148ZM171 260V261H170ZM182 260L180 261L181 263H182ZM249 260H251L250 262H252V264H262V260L263 259H256L254 256H252ZM131 262V263H127V262ZM143 261H145V262H143ZM156 261V262H155ZM160 261V262H159ZM264 261V260H263ZM110 262H112V263H110ZM126 262V263H125ZM140 262V263H139ZM186 262H184V263H186ZM259 262V263H258ZM174 263H178L177 261H174ZM173 263V264H174ZM184 263H182V264H184ZM191 264V262H188L187 264ZM179 264V263H178Z\"/></svg>","mask_w":264,"mask_h":264}]
</instances>
